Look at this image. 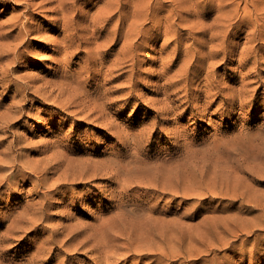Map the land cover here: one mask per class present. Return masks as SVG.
<instances>
[{"label": "rangeland", "instance_id": "obj_1", "mask_svg": "<svg viewBox=\"0 0 264 264\" xmlns=\"http://www.w3.org/2000/svg\"><path fill=\"white\" fill-rule=\"evenodd\" d=\"M23 1L24 0H0V31H1L0 38H2V40H0V41H4L5 39H8V41H11V42H6L7 41L6 40L4 42H1L2 44L5 43V45H7V44L8 45L4 46L6 48L0 47L1 51H3L2 49H6L5 50L6 52H4V51H3L4 53L2 52L4 55H2L0 52V55H1L0 56V77L3 75L1 80H4V81H1V82H3V84H1V82H0V109L2 108L1 109L2 111L6 110L5 107H7V106L10 107L11 102L13 103V100L16 102L18 101V103H19L16 105V111L19 107H22V109H20L21 111L19 109H18L19 111H17V112H19L18 117H17V119H18L17 126L15 125L13 127H10L11 129L9 128L6 135L9 134V136H10L7 139L8 141L16 138L15 139L16 141L14 142V146H15L14 147V153H18V155H19L20 151H21L20 155L22 157H23V155L26 154L25 157H23V159H25V160L21 159L22 157L20 155L18 156V169H19L18 170V174H19L18 177L12 178V186L10 187V189H8L7 187L4 186L1 190L2 194L0 193V264H106V262L104 261V258H102L100 261H97L95 259L92 260V256L100 255L101 251L106 252L107 246L105 245V243L106 242L108 243L109 240L115 236V234H116L115 237L117 239L120 238L118 240H120V241L123 240L122 242H125L122 244L120 242H117L118 246H116V248L118 249L119 246H121V247L118 249L119 251H117V249H115V252H118L119 255L123 254V253H126V254L134 253L136 255H138L140 253H145V252L150 253V255H149L150 258L146 257V258L140 259L141 260L140 261L139 258L128 257L126 259H123L122 262H119L118 264H139V263L140 264H146V263L150 264L149 261L153 257H156V255H154V254L158 253V252L167 253L170 256L173 254L174 257L177 256L176 254H178V256L175 257L176 262L173 264H179V263L180 264H217L218 262H219L218 264H234V263L235 264H264V226H262V225H264V218H263L264 217V201H262V200H264V196H263L264 195L263 194L264 193V141H263L264 136L262 134V133H264V125H263L264 124V15L263 16L261 15L264 13V11H263L264 6L262 5L264 0H260L259 1L260 3H257L260 5V6L259 5L258 6L260 8L262 6V9H263V10L261 9V13H260V17H262L261 21L263 23L261 21H259V22L252 21V22H241L239 24L233 25V22L238 20L240 18V16L242 15L243 11L241 9V11H238V12L234 11L237 13L235 15L226 13V11H225V15L231 16V17H229L231 20L229 22H232V25H230V26H229L228 20H225V19L223 20V19L219 18L220 20H216V18H214L215 21H213V17L214 16L217 17V15L220 14V13L219 14L217 13V12H219V10H216L217 7H220L219 5L216 4V2H219V1L215 0V2L210 1L208 3H206L207 0H205L206 2L204 0H201V2L198 1V3L199 2L201 3V4L199 3L200 6H198V9H203V10L205 9L204 10L205 14L203 17L204 20L202 19V22H204L205 24L202 23L203 28H201L203 31L200 28H197V29L193 28V30H195V31H193V30L190 31V29L188 30L187 28H189V27L192 28V26L194 24V21H193V23H191L192 19L193 20H195V19L199 20V17L193 16V15L190 16L189 14L185 13L184 16L187 15L186 16L187 18L185 17V19H183V20L185 22L187 21L188 23L187 22L186 23L188 25L185 22H184L185 23L184 24L183 21L180 24V25H184L185 29L182 31L184 33V35H183V39H182L183 41L181 43L179 52L174 53V54L172 53L173 50L171 47L176 44V40L173 39V37H168L170 35H168V36L162 35V36H160V38H157L154 41H152L150 39V42L149 41L143 42L144 40L142 41V38H140V41H137V39H138L137 37H136V42H135V38H132V36H130L129 38L133 39V42L135 43V44H131V45H135V47L133 49H135V48L137 49V50L132 49L130 51V53H128L129 55L131 54L130 57L132 56L133 60H132V57L131 58L128 57V59L131 60L130 62L127 60V61H125V64H121L120 62H119V64L117 63L118 62L117 55L115 56V54H117V53H115V52H118V50L120 49V45L121 46L124 45L123 38H121L116 43V44H118V46L116 45L115 48L112 50V55H111L112 57L110 56L109 61L107 59V61L104 62V64H103L104 66L102 65V67H101L100 63H98L96 65V63H94V62H90L89 64H91L92 66L87 64V67H86L87 69L83 68L86 65L84 63L82 64V62H84L83 60H85L87 58V56H86L87 54L85 51H82V52L81 51L80 52L79 51H72L70 49L65 48L62 45L64 42L62 43L60 37L63 35V33L61 32L63 25L62 24H60V25L55 24V23H58L57 19L61 16L60 13L55 12L52 8L55 6L54 5L55 2H53L51 0H44V3L48 2L46 4L47 5L46 8L39 9L40 6L39 7L34 6L33 8L31 7V8H29V9H31V12L33 10L34 11L32 12V14L29 13L30 15H28V13H26L27 12L26 10H28V8H26ZM37 1L40 2L43 0H37ZM49 1H51V4ZM88 1L89 2H86V0H79V1L76 0L75 2L77 3V5L75 4L74 11H73V8H71V10L73 12V13L71 12V17L76 16L78 14L79 18L76 16V19H74L75 21L73 20V21L69 22L70 24L68 23L70 28L76 27L75 30L77 29L76 31H74L75 37L73 39V42L71 41L70 44L73 43L72 45H75V44L81 45L79 42V38H81V39L83 38V40H87V41L89 40V38H91L88 42H96L97 40L98 41L100 40L99 42L103 41L102 42L103 44L105 43L107 45H110L111 40H108L109 36L107 35V33L112 36V31H111L112 30V28H111L112 24L106 25V27H105L106 31L98 34L99 36H97V37L99 39H96V38L93 39L94 33L92 32V28H93L92 24H93V20L95 17V13H96L98 8H101V7H103L104 9L108 8L109 7L108 0H105V1L88 0ZM156 1H159V0H155L153 2V7L150 8L151 11H154V10L157 11L158 10V14L155 17H153V19H155V21H156V19L161 18V16L168 14L169 9L172 8L171 5H166L164 10H162L163 7L158 8L155 6V8H154ZM195 2L197 3V0H194V1L191 0V2L187 3L188 8H193V6L196 4ZM78 3H79V5H78ZM222 3H223V1H222ZM49 4L51 5V7L49 6ZM100 4H101V6H100ZM191 5H192V7H191ZM68 6H72V5L69 3ZM131 6H132V4H131ZM227 6L230 7L231 5L228 3ZM83 7L87 11L86 14H85V10H84V12H82ZM231 7H233V5ZM259 7H258V9H259ZM25 8H26V10H24L22 13L21 10H23ZM79 8L82 10L81 12H80ZM128 9H129L130 13H132L133 6L128 8ZM228 9H230V8H228ZM37 10H39L40 13ZM16 11H17V13H16ZM52 11H54V13H52ZM88 11L90 14L88 13ZM262 11H263V13H262ZM234 12H232V13H234ZM221 13H224V10ZM15 14L16 15L18 14V22H17V17H15L16 16ZM54 14H56V15H54ZM237 15H238V17H237ZM21 16L24 17L25 19H23ZM188 16H189V18H192L190 21H188L189 20ZM55 17H57V18H55ZM71 17L69 16L68 18H71ZM86 17H87V19H86ZM235 17H236V20H235ZM13 18L16 20V22H15L16 25L14 24ZM54 18H55V20H54ZM10 19L13 21V23ZM32 19H33V22L31 21ZM130 19H132V18H130ZM186 19H188V20H186ZM23 20H24V22H23ZM142 20H144V16H143ZM19 21H20V24H18ZM77 21H79L80 24H78ZM144 22L141 25L142 28L144 27L143 29H146L147 26H148L147 28H149L152 25L151 21L144 20ZM214 22H215V24H214ZM31 23H32V25H31ZM127 23H130V22H127ZM199 23H200V21H199ZM212 23L215 25V28L217 27L216 28L217 30H215V28H213L214 26L212 25ZM224 23H227V24L224 25ZM261 23H262V25H261ZM75 24L76 25L78 24L79 28ZM84 24L85 25L91 24V26L88 25L90 30L87 29L88 27L85 26ZM208 24H210V27H208L209 26ZM219 24H221L222 28ZM71 25H72V27H71ZM128 25L129 24H127V26ZM223 25L227 26L226 27L227 31L223 32V33H219L221 30H223V28H225ZM259 25L262 27H259ZM46 26H47V28H46ZM59 26H60V28H59ZM80 26H83V27L80 28ZM232 26H234V27H232ZM252 26H253V28L256 26V28L253 29ZM25 27L26 28L31 27L32 32L28 34L29 36L26 35V37L23 36L21 38H19V37L17 38L16 37L17 33H19L22 29H25ZM195 27H197V26H195ZM206 27H207V29H206ZM211 27H212V29H211ZM83 28H84V30H83ZM85 28H86V30H85ZM7 29H9V30H7ZM5 30H7L8 32H6ZM109 30L111 33L109 32ZM125 30H126V27L123 29L122 32H124ZM198 30H199V32H197ZM209 30H210L211 34H210ZM250 30H251V33H250ZM255 30H256V33H255ZM43 31H45V32H43ZM80 31H81V35H80ZM212 31L214 34L212 33ZM193 32H194L195 36H194ZM203 32H204V34H203ZM11 33H13V34H11ZM104 33H106V34H104ZM225 33L227 36L226 38L224 36ZM252 33H254L255 35H253ZM77 34H79L80 37ZM8 35H9V37H8ZM82 35L84 37L87 35L89 38L86 36L84 39V37ZM90 35H91V37H90ZM121 35H123V34H121ZM212 35H214V36L219 35V37L216 36L217 37L216 38ZM2 36L5 39H3ZM55 36L56 37L58 36L57 37L58 42L56 41ZM111 36L109 39H111ZM101 37H103V39L105 38L107 41H104L105 39L103 40V39H101ZM15 38H16V40H14ZM166 38H167V42H169L171 44L170 46L164 45ZM200 38L201 39L203 38L202 39L203 41ZM59 39L61 42L59 41ZM223 39L227 40V42L224 44L225 48L227 47L226 50L223 52L221 49H219V52H214V54L211 53L212 49H218V48H221V46L222 47L224 46V45H221L222 43H220V42H223ZM249 39L253 40V41L250 42ZM19 40H20V42H19ZM54 41H56L57 43ZM77 41H78V43H77ZM109 41H110V43H109ZM163 41H164V43H163ZM228 41H229V43H228ZM17 42H19V44ZM138 42H140L139 43L140 45L138 44ZM1 43H0V45H1ZM58 43L60 46L58 48L60 50L57 48ZM169 43H167V44H169ZM207 43L208 44L210 43V44L208 45ZM86 44L87 43H82V48H84V45H85V48L87 45L89 46V43L87 45ZM230 44H232V45H230ZM19 45H21V46H19ZM91 45H94V43L90 44V46ZM247 45H248V47H247ZM18 46H19V48H18ZM27 46H30V47H28L30 49L29 52L24 54V55H19L16 58V54L14 55L15 51H19V52L21 50L24 51V50H26L25 48ZM88 46H87V48H88ZM90 46H89V48H90ZM218 46H220V47H218ZM251 47H252V49H251ZM257 47H259V48L257 49ZM85 48L83 50H87ZM165 48H166V51H165ZM248 48H250V49H248ZM65 49H67V50H65ZM9 50L12 53L9 52ZM183 50L186 52H184ZM200 50L201 51L203 50V51L200 52ZM251 50H253L255 52H253ZM30 51H32V52H30ZM194 51H195V53H194ZM241 51L243 52L242 54H240ZM174 52H176V51H174ZM246 52H248V54L246 55L247 57L244 56L246 54ZM64 54H68V55L64 56ZM171 54L174 57H172ZM226 54H227V56H226ZM254 54H257V55L255 56ZM59 55H61V56H59ZM222 55H224L225 57ZM72 56L74 57L73 59H72ZM161 56L164 58H162ZM168 56H171V57H168ZM185 56L186 57L189 56V57L186 59ZM190 56H194L195 58L190 57ZM208 56H209V58H208ZM83 57H84V59H83ZM235 57H236V59H235ZM66 58H67V60H69L67 68H68V70L71 69L68 71V72H70L68 74L71 75V77H69V79L71 80L72 78H75V79H73L75 81L71 80L73 82V84L69 80L70 81L69 84L70 85L72 84L71 85L72 88L74 87V84L76 82L78 84H81L80 82L83 81L82 84L79 86L80 88L82 86V88L88 92H95L96 89H98V91L101 89L100 92H102V88H103V92L105 93L104 100L106 99L105 101H107V102H108V100L110 101V103H108V104L106 103V108L109 109V110L106 109L108 112L106 110H105L106 112L105 111L103 112V113H105L104 115H106V117H107V118L105 117V119L109 120L108 121L109 123L107 125V128L101 129L102 131L98 134L92 132V130L93 131L99 130V127H98L99 124H103V125H104V123L106 124L107 121L105 119H104V121L99 122V120H100L99 119L98 121L95 120L93 123L92 122L90 123V121H93V118H94L93 116H92L93 118H91V117L87 118L86 113H84V112H83V115H81L82 113L78 112L79 113V115H78V113H76L75 111L72 112L74 109H76L75 107L66 106V111L69 110V112L67 113L65 111L64 107L62 108V106L59 105L61 107L60 108V107H58L57 104H53V102H52V101H54L52 99L54 95H51L53 93H50V91L52 89H54V91H55V88H56V90L58 89L59 85L61 84L60 83L61 81L59 79L62 80V78H60V77L65 72L67 73V71L62 69L63 68L62 66H64L65 63L67 62ZM114 58L117 61L114 60ZM170 58H171V60H170ZM243 58H245V59H243ZM209 59H210V61L212 60L211 61V62H213L212 64H211V62L208 61ZM216 59L218 61L219 60H221V61L217 62ZM246 59H247V61H245ZM112 60H114L112 62V63H114V65L110 62ZM173 60H174V62H172ZM184 60H185V62H184ZM58 61L61 63H59ZM183 62H184V64L182 65ZM194 62H195V64H194ZM238 62L241 63L242 65L239 64ZM109 63L111 64V66H113L112 68L109 65ZM132 63H135V64L132 65ZM187 63H189V64H187ZM120 64L122 65V67ZM98 65H99V67H98ZM184 65H185V67H184ZM188 65H190V68L193 72L192 71L189 72V74L187 76V80H186V79H184V76L181 74H182V72H185ZM208 65L212 68V70L210 67H208ZM90 66H91V68H89ZM107 66H110V68H108ZM130 66H132V67H130ZM60 67H61V69H60ZM96 67L98 68L97 71H96ZM100 67H101V69H100ZM105 67L110 72V74H108L109 72L107 70H105ZM118 67H120V68H118ZM123 67H125V70ZM126 67H127V69H126ZM128 67H130V69H128ZM178 67H180L182 69H180ZM1 68H2V70H1ZM115 68H117V69H115ZM133 68H134V70H136L137 75L134 74L135 71L133 70ZM165 68L167 70H165ZM183 68H185V69H183ZM59 69L61 72L59 71ZM93 69L97 74L93 71ZM118 69H120V70H118ZM162 69L165 71H163ZM178 69H180V70L178 71ZM81 70H82V73H81ZM113 70H115V71H113ZM126 70H127V72H126ZM206 70H209V71H206ZM79 71H80V73H79ZM98 71H100V72H98ZM132 71H134V72L132 73ZM2 72H4V73H2ZM87 72H89L88 73L89 75L87 74ZM104 72H106V74ZM179 72H181V73H179ZM74 73H76L75 76L73 75ZM93 73H94V75H93ZM115 73L118 75H116ZM127 73H129V75ZM176 73H179L180 75L176 74ZM249 73H250V75H249ZM8 74L12 75V76H9ZM79 74L80 75L86 74V75L85 76L83 75V77H82V75L80 76ZM172 74H173V78L175 77L174 79L171 76ZM209 74H211L213 76H211ZM110 75L113 78L115 77L114 80ZM131 75L134 76L132 79H131V77H132ZM7 76L9 77V79ZM88 76H90L89 80L87 78ZM94 76H95V78H93ZM106 76H108L107 79H106ZM77 78H79V79H77ZM126 78L128 80H126ZM136 78H137V80H136ZM138 78H139V81H138ZM167 78L170 80L172 78V80L170 81ZM257 78L259 80L256 81ZM56 79H57V81L58 80L59 81L57 82ZM97 79H98V81H97ZM121 79H122V81H121ZM176 79L179 82H180V80H182V82L176 84L175 82H178ZM79 80H80V82H79ZM244 80H245V83H244ZM248 80H250L249 83H248ZM48 81H49V83H48ZM123 81H126V82H123ZM127 81H130V82L127 83ZM167 81H169V82L166 83ZM213 81H215V82H213ZM10 82H11V84L13 82V85H11ZM46 82H47V84H46ZM84 82H85V85H83ZM91 82H93V83L91 84ZM133 82H134V84H133ZM187 82H190L191 84L187 83ZM246 82L248 83V85H252V84L253 85L252 86H246L247 85ZM250 82H252V83H250ZM17 83H18V85H17ZM51 83L54 85L55 88L53 87V85ZM77 83H76V85H78ZM172 83H174V84H172ZM212 83L214 86L215 85L216 86L214 87L212 85ZM242 83L244 86L242 85ZM6 84L11 85L10 87H8L9 89L7 88ZM55 84H58V85H55ZM127 84H128V86H126ZM166 84H167V86H165ZM184 84H187L189 87L187 85L185 86ZM256 84H259V85H256ZM15 85L18 87V96L13 97L14 91L17 88ZM39 85H41V87ZM90 85H92V86H90ZM129 85L131 87L133 86L135 89L132 87L131 92L128 93L126 91H128V90L130 91ZM176 85H178V86L181 85L180 87H182V88H180L178 86H177L178 88H176ZM219 85H221L223 87H221ZM228 85H229V87H228ZM239 85H241V86H239ZM107 86L109 89H107ZM170 86H172V87L174 86L173 89ZM5 87L7 89H5ZM123 87H125V89ZM185 87H187V88L185 89ZM244 87L245 88L247 87L245 89V92L243 89ZM22 88H24L25 90ZM39 88H41V90ZM72 88L70 87L69 89H72ZM174 88L176 91L174 90ZM190 88H193V90ZM252 88L253 89L256 88V89L252 90ZM43 89H44V91H43ZM104 89L107 90V93L105 92ZM120 89H121V91H120ZM168 89L170 91H168ZM249 89H251V90H249ZM45 90H47V91H45ZM108 90H110V91H108ZM185 90H186V93H185ZM246 90L247 91L249 90L248 92L250 94H247L248 92ZM31 91H34L36 93L31 92ZM172 91H173V93L174 92L175 93L174 94L171 93ZM210 91H212V92H211V94L208 95V93ZM214 91H215V93H214ZM228 91H230V92H228ZM241 91H242V93H241ZM27 92H29V93H27ZM39 92H40L41 96H40ZM48 92L50 93V95ZM121 92H123L125 94H123V93L120 94ZM232 92H234V93H232ZM239 92H240V94H237ZM55 93H56V91H55ZM132 93H136V94L132 95ZM199 93H200V95H199ZM251 93H253V94H251ZM45 94L47 97L46 99L44 98ZM106 94L107 95L112 94L111 97L113 99H111V97H108V96H107L108 98H106ZM166 94H169L170 98H169V95H166ZM228 94H229V97H228ZM234 94H236V96H233ZM241 94H242V96H241ZM124 95H125V98H124ZM230 95H232V96L230 97ZM21 96H23V97H21ZM164 96H165V98H164ZM215 96H216V98H215ZM243 96L244 97L246 96L245 97L246 99H249V97H250V100H245V98ZM251 96H253L252 100H251ZM17 97H18V100H17ZM27 97L32 98L33 101L31 100L29 102L28 101L25 102L24 98H27ZM102 97H103V95H102ZM205 97L208 98V100ZM21 98H23V100ZM123 98H124V100H123ZM159 98H160V100H163V102H161L159 100ZM126 99H128V100H126ZM240 99L243 101L240 102L241 101ZM113 100H116L117 103ZM164 100H166V101H164ZM167 100H169L170 102L168 103ZM179 101H181V102H179ZM182 101L184 103H182ZM165 102H166V104H165ZM243 102H244V104H242ZM180 103L182 104V106L180 105ZM192 104H193V106H192ZM203 104H205V105H203ZM210 104H211V106H210ZM22 105H24V106H22ZM119 105H121V106H119ZM123 105H125V106H123ZM169 105L171 108L173 106V108H172L173 110H171ZM175 105H177V106H175ZM51 106H53V107L51 108ZM108 106L110 108H108ZM178 107H180L181 109ZM160 108H161V110H160ZM183 108H185V109H183ZM71 109H73V110H71ZM157 109L160 111H158ZM174 109L177 110L176 111L177 113L174 112ZM165 110H167L169 113ZM178 110L180 112H182V111L183 112L180 113ZM16 111H14V113H16ZM162 111H163V114L161 113ZM110 113H112V114H110ZM74 114H75V116H74ZM163 115H164V117H163ZM112 116H113V118H112ZM171 116H172V118H171ZM154 118L158 119V120L155 121ZM83 119H87V120L84 121ZM95 124H97L98 126ZM111 124L113 126H111ZM114 124H115V126H114ZM109 125L111 127H109ZM117 125L119 126V128ZM120 126L123 127L124 133H123ZM161 127H164V128H161ZM85 128L86 129L88 128L87 129L88 131ZM107 129L108 130L111 129V130L107 131ZM118 130H119V132L120 131H122V132L119 133V132H117ZM142 130L144 132H142ZM126 131L127 132L129 131L130 133L126 134L127 133ZM91 132H92V134H91ZM138 132H141V134ZM60 133H61V136H60ZM136 133L138 135L136 138H134V136H136ZM2 134H4V133H2ZM17 134H18V137H17ZM119 134L121 136H118ZM125 134H126V136H124ZM174 135H176V136H174ZM66 136L68 137V139L66 138ZM132 136H133V138H132ZM141 136L144 137L145 139L142 138L143 139L142 140ZM125 137H127V138H125ZM148 137H149V139H148ZM10 138H12V139H10ZM56 138H58V139H56ZM124 138L127 140H125ZM130 138H131V140H130ZM138 138L140 139V142L138 141L139 140ZM133 139H134V141H133ZM7 140L3 143L0 142V145L3 144L2 148H0V158H2L1 152L4 150L3 146H6L8 144V143L6 144V142H8ZM48 140H50V141H48ZM64 140L66 142H64ZM144 140H146V141H144ZM189 140H191V141H189ZM142 141H144V142H142ZM60 142H61V144H60ZM130 143H132V144H130ZM138 143H141V145L143 144V146L140 147V145H138ZM63 144L65 147L63 146ZM75 144H76V146H75ZM194 144H195V146H193ZM55 145H57V146L52 147ZM130 145H131V147H130ZM132 145H133V149H132ZM190 145L192 147H190ZM134 146L136 147V150H138V148H139V150L142 148L141 150H143V151H139V150L133 151L135 148ZM49 147H51V148H49ZM63 147H64V149H63ZM114 147L116 149H114ZM53 148H58V150L54 149L52 151ZM166 148H168V149H166ZM49 149H51V150H49ZM72 149L77 150V151L71 152ZM189 149H191V150L189 151ZM55 150H56V152H55ZM192 150H194L195 152H193ZM40 151H42V152H40ZM59 151H61V152H59ZM167 151L170 153H168ZM54 152H55V154H54ZM65 152H66V154L70 155V157L66 156ZM119 152L122 155H120ZM187 152L188 153L190 152L191 154L190 153L188 154ZM75 153H77V154H75ZM123 153L125 154V156ZM62 154H65L64 156H66L67 158L62 160L63 163L60 164L61 167L59 166V171L53 172L54 174L53 173L48 174L46 179H45V177L43 178L44 175L41 176V174H43V171H44L43 168L45 166H48V167L50 166L49 167L50 169H51V167L54 169L55 166H58L56 163L57 162L56 160H58V159H56V156L62 155ZM81 154L84 156L86 155L85 156L86 158L84 156H82ZM88 154H89V156H92V157H90L91 160L88 158ZM115 154H116V156H115ZM133 154H135V155H133ZM136 154H138V156ZM183 154H184V157H182ZM186 154H188L190 156H188ZM76 155H78L80 157V158L77 157L78 161L76 159ZM111 155H112V157L114 156L113 157L114 159L117 158L116 162H115L116 159L115 160L113 159L114 160V162H113ZM117 155H118V157H117ZM140 155H141V159H139ZM26 156H28V159L30 161L27 159ZM81 156H82V159H81ZM109 156H110L112 161H110V159L106 158ZM132 156H134V157H132ZM142 156L143 157L146 156L147 158L145 159ZM168 156H169V158H168ZM19 157H21V158H19ZM96 157L98 160L93 159ZM120 157H122V159H121L122 161L120 160ZM180 157L182 159L186 158V160L184 159V160L180 161L181 160ZM50 158H51V160H50ZM102 158H106L107 160H105V159L102 160ZM142 158L146 161V163H148V164L152 163V164H150L148 166V164L144 163L145 161H142L143 160ZM86 159H87V161H86ZM126 159L129 162L127 164V166H126V163H127ZM155 159L157 160L158 164H157ZM176 159H178V161ZM123 160H124V162H123ZM150 160H153V161L150 162ZM162 160H163V162H162ZM100 161H103V162L98 163ZM109 161L111 162V166H110ZM120 161L123 162L122 165H121ZM160 161L162 163H159ZM170 161H172V162L174 161L175 163L177 161L178 163L173 165L174 162L171 163ZM19 162H20V164H19ZM142 162H143V164H142ZM55 163H56V165H55ZM91 163H93V164H91ZM107 163H108V165H107ZM163 163H165V165H164L165 167L163 166ZM169 163H171L172 166ZM1 164H3V161L0 160V165ZM62 164L63 165L65 164V165L62 166ZM113 164L115 166H112ZM161 164H162V169L159 168V166L161 167ZM166 164H168V165H166ZM116 165H118V167ZM238 165L239 166L241 165L242 167L241 166L239 167ZM67 166L72 168L73 170H76V171L77 170H79V171L84 170L85 171V169H87L89 167L91 171L89 170V172H87V175L89 176L91 174H94V171H95V175L88 178V179H85L86 176L83 178V176L80 175L81 176L80 177L78 175L76 177V179L79 178L77 181L80 183H77V181H74L72 176L68 180H58L56 183H63L64 181L65 182L58 187L59 192L53 191L52 189L54 187L52 185L54 184V181L59 178L60 174L67 168ZM76 166L78 167V169ZM95 167L98 168V172H97V169H95ZM129 167H130V169H128ZM109 168H111V169H109ZM148 168L149 169L151 168V169L148 170ZM27 169H28V171H27ZM53 169H51V170H53ZM106 169H107V171H105ZM131 169H133V170H131ZM41 170H42V172H41ZM123 170H124V172H123ZM161 170H164V171H161ZM180 170H181V172H180ZM0 171H2V172H0V176L4 172H6V171L1 170V169H0ZM34 171H35V173H34ZM153 171L154 172L156 171V172L154 173ZM234 171L237 175L234 173ZM237 171H238V173H237ZM110 172H112V173H110ZM159 172H161V173H159ZM31 173H32V175H30ZM57 173H58V175H57ZM120 173H121V175H119ZM140 174H141V176H140ZM25 175L26 176L28 175V176L26 177ZM54 175H56L57 177H55ZM98 175L103 176V177H101L102 179ZM104 175H107L106 178ZM116 175H117L116 178L118 181L115 180L116 182H113ZM126 175L129 178L126 177ZM159 175H161V176H159ZM164 175H166V176H164ZM171 175H173V176H171ZM246 175L248 176V179L246 178ZM110 176L111 177L114 176L113 177L114 179H111ZM123 176H124L125 180H124ZM31 177L32 178L37 177L36 180L37 179H39V180L33 182ZM126 178H128V180H130V181H128ZM131 178L133 180L136 179L139 182H137L136 180H134V182H132L133 180ZM142 178H144L145 182H147V185H146V183L145 184L142 183L143 181L141 182ZM214 178H216V179H214ZM252 178H254V179H252ZM43 179H45V180H44L43 185H42L41 181H43ZM159 179H160V181H159ZM176 179H177V181H176ZM45 181L48 183V185H47V183L44 184ZM82 181H85V182H82ZM91 181H92V183H91ZM124 181H126V182H124ZM156 181H159V182H156ZM211 181L214 184H212ZM67 182H69V183H67ZM70 182H71V184H70ZM73 182H75V183H73ZM95 182L99 185L97 186V184ZM135 182H136V184H135ZM160 182L161 183L163 182V183L161 184ZM247 182H249V185ZM250 182L251 183L253 182V183L250 184ZM131 183L133 186L131 185ZM159 183L161 185H159ZM166 183H168V184H166ZM34 184H37L36 187H38V188L40 187L39 191H40L41 195L36 194V192H37V191H35L36 188L35 189L33 188ZM38 184L41 185L42 187L39 186ZM121 184H123V187L125 186V189L122 187ZM143 184L148 189L145 186H143ZM129 185L132 187H130ZM243 185H244V187H243ZM250 185H251V187H250ZM159 186H160V188H159ZM29 188H30V191H29ZM38 188L36 190H38ZM42 188H43V190H42ZM127 188H129L130 190L129 189L127 190ZM157 188H159V189H157ZM241 188H242V190H241ZM246 188H251L252 190L254 188L255 189H254V191H252L251 189L247 190ZM106 189H108V190H106ZM161 189L163 192L161 191ZM244 189H246V191ZM208 191H209V193H208ZM218 191H222V192L220 193ZM119 193H120V195H119ZM136 193H137V195H136ZM223 193L224 194L226 193L225 196ZM237 193H238V195H237ZM208 194H210V195H208ZM243 194H244V197H243ZM45 195H47V196L44 198L43 196H45ZM133 195H134V197H133ZM214 195H215V197H214ZM229 195H231L232 197ZM69 197H70V199H69ZM205 197H207V198H205ZM211 197H212V199H211ZM230 197L231 198L236 197V199H231ZM73 198L79 199V202H77V205H74V204H71L72 206L68 205V202H70V200ZM200 198H203V199H200ZM42 200H43V202H42ZM118 201H119V203H118ZM245 201L247 203H245ZM253 201H256V202H253ZM34 202H35V204H34ZM120 202H122V204L123 203L126 204V205L124 204L125 206L123 209L127 213L122 210L123 205H121ZM133 202H135V203H133ZM150 202H152V203H150ZM249 202H251V203L249 204ZM259 202H260V204H259ZM36 203H38V204H36ZM39 203L41 205H39ZM153 203L157 207L154 206ZM257 203H258V205H257ZM28 204L29 205L31 204L32 206H34V208L31 205L29 206ZM118 204L120 205V207H118L119 206ZM128 204H130V205H128ZM136 204H138V205L136 206ZM261 204L263 207L261 206ZM26 207H27V209H25ZM39 207L40 208L42 207V208L39 209ZM242 207H243V209H242ZM260 207H262V208H260ZM43 208H45V209H43ZM119 208H121V210ZM261 209H263V210H261ZM27 210H28V212H27ZM30 210H31V212L33 211L34 213L33 212L31 213ZM37 210H39L40 212H38ZM118 210H120V211H118ZM131 210H132V212H129ZM133 210L135 213L133 212ZM137 210L139 211V214H138V212H136ZM144 211H148L147 212L148 214H145ZM237 212H239V213H237ZM258 212H260V213L258 214ZM151 213H153L156 216H154L153 214L150 215ZM120 214H121V216H120ZM137 214H138V217H137ZM157 214L159 215V217L157 216ZM145 215H147V216H145ZM258 215H259V217H257ZM132 216L136 217L137 219L136 218L132 219ZM151 216H154V217H151ZM161 216H163V217H161ZM221 216H223V217H221ZM260 216H262V217H260ZM126 217L128 219H126ZM230 217H232V218H230ZM110 218H111V220H106V219H110ZM166 218L168 219V221ZM154 220L156 222H154ZM230 220H232V221H230ZM109 221L110 222L112 221L113 223L112 222L108 223ZM117 221L120 223H118ZM128 221H130V223H128ZM209 221H210L211 225H209ZM211 221L212 222L214 221V222L212 223ZM253 222H255L254 223L255 225L253 224ZM100 223L102 224V226L98 225ZM144 223H146L147 226H145ZM153 223H155V224H153ZM258 223H260V224H258ZM103 224H104V226H103ZM136 224H137V226H136ZM139 224H140L139 227H141V228L143 227L140 230L138 229ZM157 224H158V226H157ZM224 224H226V225H224ZM96 225H98V227ZM121 225H122V227H121ZM123 225L125 227H123ZM130 225H131V228L128 227ZM207 225H209L210 227ZM227 225L230 226L231 229H230V227H227ZM100 226L103 228H101ZM215 226L217 228L213 230L212 228H215ZM257 226H258V228H257ZM235 227H236V229H235ZM100 228L103 229V232L105 229H106L105 232L107 231V228H109V229L106 233H103ZM251 228L253 229L252 231H251ZM259 228H261V229H259ZM118 229H120L118 232L115 231ZM169 229H171V230H169ZM175 229H176V231H175ZM237 229H239V230H237ZM155 230L157 232H155ZM201 230H203V231H201ZM204 230L206 232L205 234L203 233ZM227 230L228 231L231 230L232 233L230 231H229L230 232L229 233ZM100 231L102 232V234L100 233ZM218 231H220V234L223 233L222 234L223 236L218 234L217 233ZM238 231L239 232L241 231V232L239 233ZM253 231H254V233H253ZM137 232H139V233H137ZM168 232L170 234V235L168 234L169 236L167 235ZM233 232H234V234H233ZM236 232L239 235L236 234ZM132 233H135V234H132ZM154 233H155V235H154ZM158 233H159V235H158ZM179 233H181V234H179ZM215 233H216V235H215ZM227 233H228V235H227ZM151 234H153L154 236ZM217 234L220 237L217 236ZM224 234H226V237ZM159 236H160L161 240L162 239L165 240L164 245L160 244L161 240H158ZM213 236H214V238H213ZM235 236L237 237L236 238L237 240L235 239ZM110 237H112V238H110ZM133 237L134 238L138 237V238L136 240ZM153 237H155V238H153ZM161 237H163V238H161ZM174 238L175 239L177 238L176 239L177 241L176 240L174 241ZM220 238H222V239L224 238V240L222 241V239H220ZM230 238H231V240H230ZM105 239H108V240H105ZM225 239H226V241H225ZM228 240H229V242H231V241L234 242L236 247L235 248H228L227 245H226V248H225V246L223 247L222 244L224 242H225V244L228 243ZM110 241H111L110 244L109 243L108 244L112 245L111 243L113 241L112 240H110ZM128 241L130 244L126 243ZM157 241H159V242H157ZM170 241H172V242H170ZM195 241H197V242L195 243ZM221 241L223 243H221ZM134 242L136 243L135 245H134ZM154 242H155V244L153 245ZM180 242L182 243V245ZM203 242H204V244H203ZM210 242L211 243L213 242L214 245H213V243L211 244ZM156 243H158L157 244L158 246L156 245ZM163 243H164V241H163ZM191 243H192V246H194V247L191 246ZM166 244H167L166 247L167 248L169 247V249H170V253H169V249H167L165 247ZM209 244L212 247H210ZM188 245H190V246H188ZM162 246H163V248H162ZM177 246H179V247H177ZM132 247L134 249V252H133V249H131ZM174 247H177V248H174ZM126 248H128V251ZM180 248H182V250H180ZM200 248H202V249H200ZM209 248H211V249H209ZM177 249H178V251H177ZM192 249H193V252H191ZM195 249H196V252H194ZM199 249L200 250L204 249V250L201 253H199V251H200ZM131 250H132V252H131ZM187 250L190 251V253L192 255L189 252H187ZM175 251H176V253H175ZM179 251H181L182 254ZM204 251H205V253H204ZM207 251L209 252V254L206 255V253H208ZM250 252H251V254H250ZM183 253H185V254H183ZM188 253H189V255H188ZM120 256H122V255H120ZM197 256H198V258H197ZM183 257H185V258H183ZM195 257H196V259H195ZM166 261L168 263V261H169L168 258L165 259V262Z\"/></svg>", "mask_w": 264, "mask_h": 264}, {"label": "bare ground", "instance_id": "obj_2", "mask_svg": "<svg viewBox=\"0 0 264 264\" xmlns=\"http://www.w3.org/2000/svg\"><path fill=\"white\" fill-rule=\"evenodd\" d=\"M51 1H53V2H55V6L54 7H52L53 8V10L55 11V12H57V13H60L61 14V16L57 19V22L58 23H55L56 25L57 24H62L63 26H62V33H63V35L60 37L61 38V41H62V45L65 47V48H67V49H70V50H72V51H85L86 52V56H87V58L85 59V60H83L84 62H82V64L84 63L86 66L85 67H83V68H86L87 67V64H89L90 62H94V63H96V65L98 64V63H100L101 64V67H102V65L104 64V62L105 61H107V59H108V61H109V58H110V56L112 55V50L115 48V46L117 45L118 46V44H116L117 43V41L119 40V39H121V38H123V41H124V45H120V49L118 50V52H115V53H117V54H115V56L117 55V60H118V64H119V62L121 63V64H125V61H131V60H129L128 59V57H130V55L128 54V53H130V51L135 47V45H131V44H135L134 42H133V39H130L129 37L130 36H132V38H135V42H136V37L139 39H137V41H140V38H142V41L143 42H147V41H149L150 42V39L152 40V41H154L155 39H157V38H160V36H162V35H170V36H168V37H173V39H175L176 40V44L175 45H173L171 48H172V50H173V54L174 53H177V52H179L180 51V46H181V43H182V39H183V35H184V33L182 32L185 28H184V25H180L181 23H182V21H183V23L185 22L183 19H185V17L187 16V15H185L184 16V14L185 13H187V14H189L190 16H198L199 17V20H197V19H195V20H193L192 18H189V16H188V18H189V20L188 19H186V20H188V21H190L191 19H192V22L191 23H193V21H194V24H193V26H192V28L191 27H189V28H187L188 30L190 29V31H192L193 30V28H203L202 27V23L203 24H205L204 22H202V19H203V17H204V14H205V9L203 10V9H198V6H200V2H201V0H197V3L193 6V8H188V5H187V3H189V2H191V0H159V1H156L155 2V5H154V8H155V6L156 7H158V8H162V10H164L165 9V6L166 5H171L172 6V8H170L169 9V13L168 14H166V15H164V16H161V18H159V19H156V21H155V19H153V17H155L157 14H158V10L157 11H155L153 8V10L154 11H151L150 10V8L151 7H153V2L155 1V0H108V3H109V7L108 8H103V7H101V8H98L97 9V11H96V13H95V17H94V20H93V24H92V26H93V28H92V32L94 33V35H93V39H99L97 36H99L98 34H100V33H103V32H105L106 31V25H108V24H112V36L111 35H109L108 33H107V35L109 36V38H110V36H111V39H109L108 38V40H111V44L110 45H107V44H103L102 42H99L98 40L96 41V42H88L91 38H89L87 35V37L89 38V40L87 41V40H83V38L81 39V38H79V42H80V44L81 45H72V44H70V42L72 41L73 42V39H74V31H76L75 30V28H70L69 27V22H71V21H73L74 19H76V16L79 18V16H78V14L76 15V16H73V17H71V12H72V10H71V8H73V11H74V8H75V4L77 5V3L75 2L76 0H51ZM51 1H49L50 2V4H51ZM79 1V0H78ZM102 1H105V0H102ZM194 1V0H193ZM198 1H200L199 3H198ZM205 1V0H204ZM203 1V2H204ZM210 1H214L215 2V0H207V2L206 3H208V2H210ZM216 1H219V2H216V4L217 5H219L220 7H217L216 8V10H219V12H217L219 15H217V17L216 16H214L213 17V21H215L214 20V18H216V20H220V19H225V20H228V23H229V26L230 25H232V22H229V21H231L230 20V18L229 17H231L230 15H225V11H226V13H229V14H233V15H235V14H237L236 12H234V11H241V9H242V15L240 16V18L238 19V20H236V17H235V22H233V25H235V24H239V23H241V22H252V21H255V22H259V21H261L262 19V17H260V13H261V9H262V6H261V8L259 7L260 5L259 4H257V3H260L259 1L260 0H216ZM222 1H223V3H222ZM227 1V2H226ZM230 1V2H229ZM75 2V3H74ZM86 2H89L88 0H86ZM23 3L25 4V6H26V8H28V10H26V8L25 9H23V10H21L22 11V13H23V11L24 10H26L27 12L26 13H28V15H30V14H32V12L34 11L33 9V11L31 12V9H29V8H33L34 6H40L39 7V9H42V8H46V4L48 3V2H45L44 3V0L43 1H40V2H38L37 0L35 1V0H24L23 1ZM71 4L72 6H68V4ZM84 3V2H83ZM104 3V2H103ZM107 3V4H108ZM194 3V2H193ZM228 3L232 6L233 5V7H228L227 5H228ZM262 3V2H261ZM49 4V6L51 7V5ZM81 4V3H80ZM85 4V3H84ZM88 4V3H87ZM106 4V3H105ZM131 4H132V6H133V11H132V13H130V11H129V9L128 8H130V7H132L131 6ZM78 5H79V3H78ZM98 5V4H97ZM259 5V6H258ZM262 5L264 6V2L262 3ZM81 6V5H80ZM100 6H101V4H100ZM99 6V7H100ZM191 7H192V5H191ZM227 7V8H226ZM258 7H259V9H258ZM168 8V7H167ZM220 8V9H219ZM228 8H230V9H228ZM264 8V7H263ZM80 9V8H79ZM78 9V10H79ZM89 9V8H88ZM49 10V9H48ZM47 10V11H48ZM83 10V11H82ZM80 9V12L82 11V12H84V7H83V9ZM161 10V11H162ZM167 10V9H166ZM224 10V13H221L222 11ZM263 10V9H262ZM36 11V10H35ZM39 13H40V11L39 10H37ZM54 11H52V13H54ZM264 11V10H263ZM263 11H262V13H263ZM77 12V11H76ZM232 12H234V13H232ZM16 13H17V11H16ZM30 13V14H29ZM36 13V12H35ZM73 13V12H72ZM79 13V12H78ZM87 13V11L85 10V14ZM88 13H89V11H88ZM240 13V12H239ZM83 14V13H82ZM84 14V15H85ZM90 14V13H89ZM93 14V13H92ZM16 15V14H15ZM27 15V14H26ZM54 15H56V14H54ZM262 16L264 15V13L263 14H261ZM53 16V15H52ZM51 16V17H52ZM71 17V18H68V17ZM88 16V15H87ZM132 16V17H131ZM143 16H144V20H147V21H151L152 22V25L149 27V28H147L146 27V29H143L142 27H141V25L143 24V22H144V20H142L143 19ZM15 17H17V22H18V14L15 16ZM14 17V18H15ZM22 17V16H21ZM20 17V18H21ZM31 17V16H30ZM54 17V16H53ZM84 17V16H83ZM237 17H238V15H237ZM13 18V19H14ZM23 19H25L24 17H22ZM29 18V17H28ZM55 18H57V17H55ZM55 18H54V20H55ZM130 18H132V19H130ZM187 18V17H186ZM207 18V17H206ZM220 18V19H219ZM12 19V18H11ZM10 19V20H11ZM31 19V18H30ZM86 19H87V17H86ZM150 19V20H149ZM153 19V20H152ZM234 19V18H233ZM232 19V20H233ZM78 20V19H77ZM129 20V21H128ZM204 20V19H203ZM12 21V20H11ZM22 21V20H21ZM32 22H33V19L31 20ZM75 21V20H74ZM199 21H200V23H199ZM16 20L14 19V24L16 25ZM23 22H24V20H23ZM22 22V23H23ZM35 22V21H34ZM56 22V21H55ZM78 22V24H80L79 23V21H77ZM127 22H130V23H127ZM187 22V21H186ZM185 22V23H186ZM224 22V21H223ZM262 22V21H261ZM12 23H13V21H12ZM29 23V22H28ZM69 23V24H68ZM75 23V22H74ZM145 23V22H144ZM184 23V24H185ZM188 23V22H187ZM186 23V24H187ZM209 23V22H208ZM217 23V22H216ZM219 23V22H218ZM263 23V22H262ZM262 23H261V25H262ZM18 24H20V21H19V23ZM35 24V23H34ZM78 24L76 25V26H78ZM127 24H129L128 26H127ZM214 24H215V22H214ZM213 23H212V25L214 26L213 28H215V25H214ZM227 23H224V25H226ZM24 25V24H23ZM31 25H32V23H31ZM37 25V24H36ZM82 25V24H81ZM85 25V24H84ZM89 25V24H88ZM88 25H85V26H87L88 27ZM150 25V24H149ZM188 25V24H187ZM207 25V24H206ZM209 26L208 27H210V24H208ZM220 26H221V24H219ZM223 25V26H224ZM250 25V24H249ZM254 25V24H253ZM18 26V25H17ZM35 26V25H34ZM74 26V25H73ZM84 26V27H85ZM89 26H91V24L89 25ZM195 26H197V27H195ZM37 27V26H36ZM58 27V26H57ZM71 27H72V25H71ZM81 27H83V26H80V28ZM126 27V30L124 31V32H122L123 31V29ZM225 28H223V30H221L219 33H223V32H226L227 30H226V27L227 26H224ZM232 27H234V26H232ZM259 27H262V26H260L259 25ZM258 27V28H259ZM31 28V27H30ZM30 28H26L25 27V29H22L19 33H17V35H16V37L18 38H21V37H23V36H25L26 37V35H28L29 33H31L32 32V28L30 29ZM46 28H47V26H46ZM50 28V27H49ZM59 28H60V26H59ZM78 28H79V26H78ZM217 28V27H216ZM215 28V30H217ZM221 28H222V26H221ZM252 28H253V26H252ZM254 28H256V26L254 27ZM253 28V29H254ZM30 29V30H29ZM37 29V28H36ZM35 29V30H36ZM39 29V28H38ZM43 29V28H42ZM55 29V28H54ZM87 29H89V27L87 28ZM205 29V28H204ZM206 29H207V27H206ZM211 29H212V27H211ZM219 29V28H218ZM231 29V28H230ZM251 29V28H250ZM7 30H9V29H7ZM7 30H5L6 32H8ZM45 30V29H44ZM47 30V29H46ZM83 30H84V28H83ZM85 30H86V28H85ZM90 30V29H89ZM110 30H109V32H110ZM202 30V29H201ZM214 30V31H215ZM252 30V29H251ZM251 30H250V33H251ZM193 31H195V30H193ZM203 31V30H202ZM208 31V30H207ZM245 31V30H244ZM259 31V30H258ZM43 32H45V31H43ZM79 32V31H78ZM197 32H199V30L197 31ZM209 32H210V30H209ZM253 32V31H252ZM0 33H1V31H0ZM39 33V32H38ZM92 33V34H93ZM111 33V32H110ZM212 33H213V31H212ZM218 33V32H217ZM255 33H256V30H255ZM5 34V33H4ZM11 34H13V33H11ZM91 34V33H90ZM104 34H106V33H104ZM121 34H123V35H121ZM193 34H194V32H193ZM203 34H204V32H203ZM210 34H211V32H210ZM214 34V33H213ZM253 35H255L254 33H252ZM60 35V34H59ZM58 35V36H59ZM77 35H79V34H77ZM80 35H81V31H80ZM80 35H79V37H80ZM85 35V34H84ZM102 35V34H101ZM106 35V36H107ZM224 35V34H223ZM228 35V34H227ZM29 36V35H28ZM57 36V37H58ZM83 36V35H82ZM85 36V37H86ZM194 36H195V34H194ZM212 36H214V35H212ZM217 37H219V35H216ZM216 36H214V37H216ZM221 36V35H220ZM225 38L227 37L226 36V33H225ZM223 36V37H224ZM250 36V35H249ZM248 36V37H249ZM3 37V36H2ZM8 37H9V35H8ZM56 37V36H55ZM56 37V41L58 42V38ZM84 37V36H83ZM85 37H84V39H85ZM90 37H91V35H90ZM105 37V36H104ZM210 37V36H209ZM216 37V38H217ZM253 37V36H252ZM13 38V37H12ZM78 38V37H77ZM145 38V39H144ZM186 38V37H185ZM222 38V37H221ZM3 39H5L4 37H3ZM24 39V38H23ZM55 39V38H54ZM53 39V40H54ZM101 39H103V37H101ZM105 39V38H104ZM103 39V40H104ZM199 39V38H198ZM201 39V38H200ZM203 39V38H202ZM201 39V40H202ZM210 39V38H209ZM215 39V38H214ZM219 39V38H218ZM0 40H2V38H0ZM7 40V41H6ZM14 40H16V38L14 39ZM26 40V39H25ZM24 40V41H25ZM77 40V39H76ZM220 40V39H219ZM218 40V41H219ZM250 40V39H249ZM256 40V39H255ZM4 41H6V42H11V41H8V39H5ZM4 41H0V43L1 42H4ZM13 41V40H12ZM56 41H54V42H56ZM59 41H60V39H59ZM60 41V42H61ZM95 41V40H94ZM104 41H107L106 39L104 40ZM132 41V42H131ZM198 41V40H197ZM203 41V40H202ZM216 41V40H215ZM251 41H253V40H250V42ZM19 42H20V40H19ZM19 42H17L18 44H19ZM26 42V41H25ZM24 42V43H25ZM56 42V43H57ZM196 42V41H195ZM207 42V41H206ZM227 42V40L226 39H223V42H220V43H222L221 45H224L225 43ZM232 42V41H231ZM247 42V41H246ZM66 43V44H65ZM77 43H78V41H77ZM82 43H89V46H90V44H93L94 43V45H91L90 46V48H89V46H88V48H87V46H86V48H85V45H84V48L85 49H87V50H83L84 48H82ZM109 43H110V41H109ZM140 42H138V44H139ZM163 43H164V41H163ZM167 43H169V42H167V38L165 39V46L167 45H171L170 43L169 44H167ZM203 43V42H202ZM228 43H229V41H228ZM12 44V43H11ZM14 44V43H13ZM65 44V45H64ZM142 44V43H141ZM147 44V43H146ZM185 44V43H184ZM205 44V43H204ZM208 44V43H207ZM210 44V43H209ZM208 44V45H209ZM8 45V44H7ZM7 45H5V43H1V45H0V47L1 48H3L4 46H7ZM26 45V44H25ZM58 46H57V48L58 47H60L59 46V43L57 44ZM61 45V44H60ZM61 45V46H62ZM140 45V44H139ZM188 45V44H187ZM190 45V44H189ZM220 45V44H219ZM230 45H232V44H230ZM238 45V44H237ZM256 45V44H255ZM254 45V46H255ZM259 45V44H258ZM257 45V46H258ZM10 46V45H9ZM19 46H21V45H19ZM19 46H18V48H19ZM144 46V45H143ZM203 46V45H202ZM212 46V45H211ZM217 46V45H216ZM252 46V45H251ZM260 46V45H259ZM28 47H30V46H27L25 49L26 50H21L20 52L19 51H15V53H14V55L16 54V58L19 56V55H24V54H26V53H28L29 52V48ZM56 47V46H55ZM141 47V46H140ZM213 47V46H212ZM215 47V46H214ZM218 47H220V46H218ZM229 47V46H228ZM231 47V46H230ZM247 47H248V45H247ZM250 47V46H249ZM253 47V46H252ZM252 47H251V49H252ZM256 47V46H255ZM4 48H6V47H4ZM10 48V47H9ZM8 48V49H9ZM63 48V47H62ZM186 48V47H185ZM203 48V47H202ZM227 48V47H226ZM226 48H225V45L222 47L221 46V48H218V49H212L211 50V53H213L214 54V52H219V49H221L223 52L226 50ZM233 48V47H232ZM259 47H257V49H258ZM59 49V48H58ZM57 49V50H58ZM67 49H65V50H67ZM136 49V48H135ZM135 49H133V50H135ZM246 49V48H245ZM248 49H250V48H248ZM254 49V48H253ZM4 52H6L5 50L6 49H2ZM17 50V49H16ZM19 50V49H18ZM60 50V49H59ZM58 50V51H59ZM62 50V49H61ZM137 50V49H136ZM194 50V49H193ZM198 50V49H197ZM229 50V49H228ZM3 51H1L0 50V52H1V54L2 55H4L3 53ZM63 51V50H62ZM165 51H166V48H165ZM168 51V50H167ZM171 51V50H170ZM174 51H176V52H174ZM184 51V50H183ZM203 51V50H202ZM201 50H200V52H202ZM208 51V50H207ZM247 51V50H246ZM250 51V50H249ZM251 51H253V50H251ZM3 52V53H2ZM9 52H11L10 50H9ZM8 52V53H9ZM30 52H32V51H30ZM184 52H186V51H184ZM188 52V51H187ZM192 52V51H191ZM210 52V51H209ZM232 52V51H231ZM253 52H255V51H253ZM259 52V51H258ZM257 52V53H258ZM12 53V52H11ZM65 53V52H64ZM67 53V52H66ZM77 53V52H76ZM167 53V52H166ZM169 53V52H168ZM189 53V52H188ZM194 53H195V51H194ZM206 53V52H205ZM233 53V52H232ZM243 52L241 51L240 52V54H242ZM134 54V53H133ZM163 54V53H162ZM204 54V53H203ZM248 54V52H246V54L244 55L245 57H247L246 55ZM7 55V54H6ZM63 55V54H62ZM65 55H68V54H64V56ZM170 55V54H169ZM176 55V54H175ZM250 55V54H249ZM255 56L257 55V54H254ZM1 56V55H0ZM59 56H61V55H59ZM75 56V55H74ZM114 56V57H115ZM171 56H172V54H171ZM171 56H168V57H171ZM201 56V55H200ZM203 56V55H202ZM212 56V55H211ZM222 56H224V55H222ZM226 56H227V54H226ZM241 56V55H240ZM243 56V57H244ZM68 57V56H67ZM76 57V56H75ZM112 57V56H111ZM132 57V56H131ZM130 57V58H131ZM162 57V56H161ZM172 57H174V56H172ZM186 57V56H185ZM189 57V56H188ZM188 57H186V59L188 58ZM190 57H194V56H190ZM207 57V56H206ZM225 57V56H224ZM251 57V56H250ZM60 58V57H59ZM64 58V57H63ZM74 57L72 56V59H73ZM116 58V57H115ZM114 58V60H116ZM160 58V57H159ZM162 58H164V57H162ZM184 58V57H183ZM195 58V57H194ZM208 58H209V56H208ZM83 59H84V57H83ZM158 59V58H157ZM192 59V58H191ZM212 59V58H211ZM235 59H236V57H235ZM242 59V58H241ZM243 59H245V58H243ZM58 60V59H57ZM60 60V59H59ZM66 60H67V58H66ZM114 60H112V61H110L111 63L114 61ZM116 60V61H117ZM132 60H133V57H132ZM170 60H171V58H170ZM190 60V59H189ZM217 60V59H216ZM71 61V60H70ZM73 61V60H72ZM115 61V62H116ZM179 61V60H178ZM209 62H211L210 61V59L208 60ZM219 61H221V60H219ZM218 60H217V62H219ZM223 61V60H222ZM244 61V60H243ZM245 61H247V59L245 60ZM244 61V62H245ZM59 62V61H58ZM68 62H69V60H67V62L65 63V67L64 66H62L63 68V70H65V71H67V73L65 72L60 78H62V80L61 79H59L61 82V84L59 85V87H58V89L56 90V88L54 87V85H53V87L55 88V91H56V93H55V91H54V89H52L51 91H50V93H53V94H51V95H54L53 96V100L54 101H52L53 102V104H57L58 105V107H60V106H62V108L64 107L65 108V111H66V106H68V107H75L76 109H71V110H73L72 112H76V113H82L81 115H83V112L84 113H86V117L88 118H93V121H90V123L92 122H94L95 120H99V122L100 121H104V119H105V117H106V115H104L105 113H103L107 108H106V103L108 104V103H110V101L108 100V102L107 101H105L104 100V95H105V93L103 92V88H102V92H100V90L98 91V89H96V91L95 92H88V91H86V90H84L83 88H82V86H81V88L79 87L81 84H82V82L83 81H81L80 82V80L82 79H80L79 80V82L81 83V84H78L77 82V84L78 85H76V83L74 84V87L72 88V84H73V82L71 81V80H73V79H75V78H72L71 80L69 79V77H71V75H69L68 73H70V72H68L69 70H71V69H69L68 70V68H67V66H68ZM76 62V61H75ZM124 62V63H123ZM134 62V61H133ZM137 62V61H136ZM135 62V63H136ZM172 62H174V60L172 61ZM171 62V63H172ZM184 62H185V60H184ZM184 62L182 63V65L184 64ZM205 62V61H204ZM216 62V63H217ZM59 63H61V62H59ZM63 63V62H62ZM72 63V62H71ZM128 63V62H127ZM126 63V64H127ZM135 63H132V65L133 64H135ZM180 63V62H179ZM213 62H211V64H212ZM239 63V62H238ZM81 64V65H82ZM113 65H114V63H112ZM120 64V65H121ZM181 64V63H180ZM187 64H189V63H187ZM193 64V63H192ZM194 64H195V62H194ZM198 64V63H197ZM209 64V63H208ZM239 64H241V63H239ZM247 64V63H246ZM254 64V63H253ZM62 65V64H61ZM71 65V64H70ZM79 65V64H78ZM89 65H91V64H89ZM95 65V66H96ZM107 65V64H106ZM105 65V66H106ZM109 65L111 66V64L109 63ZM179 65V64H178ZM210 65V64H209ZM208 65V67H210ZM242 65V64H241ZM60 66V65H59ZM92 66V65H91ZM91 66L89 67V68H91ZM94 66V67H95ZM104 66V65H103ZM110 66H107L108 68H110ZM118 66V65H117ZM180 66V65H179ZM246 66V65H245ZM253 66V65H252ZM255 66V65H254ZM71 67V66H70ZM98 67H99V65H98ZM101 67H100V69H101ZM113 66H111V68H112ZM121 67H122V65H121ZM130 67H132V66H130ZM130 67H128V69H130ZM134 67V66H133ZM184 67H185V65H184ZM4 68V67H3ZM118 68H120V67H118ZM124 68V70H125V67H123ZM135 68V67H134ZM134 68H133V70H134ZM170 68V67H169ZM173 68V67H172ZM178 68H180V67H178ZM193 68V67H192ZM211 68V67H210ZM209 68V69H210ZM252 68V67H251ZM60 69H61V67H60ZM60 69H59V71H60ZM87 69V68H86ZM97 67H96V71H97ZM115 69H117V68H115ZM126 69H127V67H126ZM176 69V68H175ZM180 69H182V68H180ZM180 69H178V71L180 70ZM183 69H185V68H183ZM239 69V68H238ZM1 70H2V68H1ZM62 70V71H63ZM85 70V69H84ZM83 70V71H84ZM89 70V69H88ZM87 70V71H88ZM105 70H107L106 69V67H105ZM118 70H120V69H118ZM163 70V69H162ZM165 70H167L166 68H165ZM165 70H163V71H165ZM169 70V69H168ZM211 70H212V68H211ZM7 71V70H6ZM58 71V72H59ZM78 71V70H77ZM93 71H94V69H93ZM92 71V72H93ZM108 71V70H107ZM106 71V72H107ZM113 71H115V70H113ZM135 71V72H134ZM134 71H132V73L134 72V74H136V70H134ZM190 71H192L191 70V68H190V65H188L187 66V68H186V70H185V72H182V74L181 75H183L184 76V79H186L187 80V76H188V74H189V72ZM206 71H209V70H206ZM8 72V71H7ZM61 72V71H60ZM64 72V71H63ZM85 72V71H84ZM95 72V71H94ZM98 72H100V71H98ZM102 72V71H101ZM106 72H104L105 74H106ZM109 72V71H108ZM112 72V71H111ZM126 72H127V70H126ZM129 72V71H128ZM175 72V71H174ZM177 72V71H176ZM193 72V71H192ZM251 72V71H250ZM2 73H4V72H2ZM10 73V72H9ZM79 73H80V71H79ZM81 73H82V70H81ZM89 72H87V74H88ZM96 73V72H95ZM114 73V72H113ZM112 73V74H113ZM131 73V72H130ZM131 73V74H132ZM179 73H181V72H179ZM179 73H176V74H179ZM198 73V72H197ZM75 74L76 73H74L73 75L75 76ZM97 74V73H96ZM108 74H110V72L108 73ZM111 74V75H112ZM116 74V73H115ZM128 75H129V73H127ZM126 74V75H127ZM213 74V73H212ZM9 75V74H8ZM80 75V74H79ZM82 75V74H81ZM80 75V76H81ZM84 75V74H83ZM83 75H82V77H83ZM86 75V74H85ZM84 75V76H85ZM89 75V74H88ZM93 75H94V73H93ZM110 75V76H111ZM116 75H118V74H116ZM121 75V74H120ZM137 75V74H136ZM180 75V74H179ZM200 75V74H199ZM209 75H211V74H209ZM249 75H250V73H249ZM3 76V75H2ZM2 76L0 77V82L1 81H4V80H1V78H2ZM9 76H12V75H9ZM92 76V75H91ZM100 76V75H99ZM109 76V75H108ZM108 76H106V79L108 78ZM132 77H131V79L134 77L133 75H131ZM172 76V78H173V74L171 75ZM170 76V77H171ZM211 76H213V75H211ZM248 76V75H247ZM252 76V75H251ZM8 77V76H7ZM78 77V76H77ZM89 77L90 76H88L87 78H88V80H89ZM112 77V76H111ZM125 77V76H124ZM123 77V78H124ZM128 77V76H127ZM137 77V76H136ZM169 77V76H168ZM180 77V76H179ZM6 78V77H5ZM14 78V77H13ZM93 78H95V76L93 77ZM99 78V77H98ZM101 78V77H100ZM105 78V77H104ZM103 78V79H104ZM113 78V77H112ZM115 78V77H114ZM114 78H113V80H114ZM140 78V77H139ZM139 78H138V81H139ZM172 78H171V80H172ZM175 78V77H174ZM173 78V79H174ZM177 78V77H176ZM201 78V77H200ZM207 78V77H206ZM209 78V77H208ZM4 79V78H3ZM8 79H9V77H8ZM18 79V78H17ZM16 79V80H17ZM77 79H79V78H77ZM84 79V78H83ZM111 79V78H110ZM120 79V78H119ZM168 79V78H167ZM182 79V78H181ZM214 79V78H213ZM58 80V81H59ZM72 82V84L70 85L69 83H70V81ZM100 80V79H99ZM126 80H128L127 78H126ZM136 80H137V78H136ZM135 80V81H136ZM168 80H170V79H168ZM170 80V81H171ZM177 80V79H176ZM255 80V79H254ZM257 80H259L258 78L256 79V81ZM263 80V79H262ZM10 81V80H9ZM8 81V82H9ZM56 81H57V79H56ZM57 81V82H58ZM69 81V82H68ZM73 81H75V80H73ZM85 81V80H84ZM87 81V80H86ZM91 81V80H90ZM97 81H98V79H97ZM104 81V80H103ZM108 81V80H107ZM106 81V82H107ZM121 81H122V79H121ZM131 81V80H130ZM130 81H127V83L128 82H130ZM133 81V80H132ZM134 81V82H135ZM178 81V80H177ZM196 81V80H195ZM209 81V80H208ZM212 81V80H211ZM249 81L250 80H248V83H249ZM16 82V81H15ZM51 82V81H50ZM94 82V81H93ZM93 82H91V84L93 83ZM123 82H126V81H123ZM122 82V83H123ZM134 82H133V84H134ZM137 82V81H136ZM169 81H167L166 83H168ZM174 82V81H173ZM180 82H182V80H180ZM179 81L178 82H175L176 84H178V83H180ZM185 82V81H184ZM197 82V81H196ZM213 82H215V81H213ZM253 82V81H252ZM252 82H250V83H252ZM5 83V82H4ZM48 83H49V81H48ZM54 83V82H53ZM96 83V82H95ZM187 83H190V82H187ZM207 83V82H206ZM244 83H245V80H244ZM247 83V82H246ZM248 83H247V85L246 86H252V85H248ZM1 84H3V82H1ZM10 84H11V82H10ZM10 84H6L7 85V88L8 87H10L11 85H13V82H12V84L10 85ZM46 84H47V82H46ZM59 84V83H58ZM58 84H55V85H58ZM105 84V83H104ZM132 84V83H131ZM130 84V85H131ZM132 84V85H133ZM171 84V83H170ZM169 84V85H170ZM172 84H174V83H172ZM183 84V83H182ZM191 84V83H190ZM209 84V83H208ZM216 84V83H215ZM17 85H18V83H17ZM49 85V84H48ZM83 85H85V82L83 83ZM98 85V84H97ZM96 85V86H97ZM129 85V86H130ZM185 86L187 85V84H184ZM210 85V84H209ZM212 85H213V83H212ZM242 85H243V83H242ZM256 85H259V84H256ZM255 85V86H256ZM261 85V84H260ZM16 86V85H15ZM27 86V85H26ZM40 87H41V85H39ZM44 86V85H43ZM51 86V85H50ZM90 86H92V85H90ZM104 86V85H103ZM124 86V85H123ZM126 86H128V84L126 85ZM165 86H167V84L165 85ZM178 85H176V88H178V87H180L181 85H179L178 87H177ZM188 86V85H187ZM191 86V85H190ZM211 86V85H210ZM214 86V85H213ZM216 86V85H215ZM214 86V87H215ZM219 86H221V85H219ZM218 86V87H219ZM239 86H241V85H239ZM238 86V87H239ZM244 86V85H243ZM17 87V86H16ZM30 87V86H29ZM32 87V86H31ZM72 88V89H69V88ZM84 87V86H83ZM133 87V86H132ZM131 86H130V91L128 90V91H126V92H131V88H132ZM137 87V86H136ZM172 89H173V87L172 86H170ZM169 87V88H170ZM184 87V86H183ZM189 87V86H188ZM221 87H223V86H221ZM228 87H229V85H228ZM254 87V86H253ZM6 87H5V89H7ZM21 88V87H20ZM26 88V87H25ZM33 88V87H32ZM44 88V87H43ZM80 88V89H79ZM85 88V87H84ZM101 88V87H100ZM105 88V87H104ZM120 88V87H119ZM124 89H125V87H123ZM134 88V87H133ZM142 88V87H141ZM168 88V87H167ZM180 88H182V87H180ZM187 87H185V89H186ZM209 88V87H208ZM247 88V87H246ZM245 87L243 88L244 89V92H245V89H246ZM4 89V88H3ZM4 89V90H5ZM9 89V88H8ZM12 89V88H11ZM22 89H24V88H22ZM30 89V88H29ZM40 90H41V88H39ZM84 91H83V90ZM87 89V88H86ZM94 89V90H95ZM106 89V88H105ZM104 89V90H105ZM107 89H109L108 88V86H107ZM118 89V88H117ZM116 89V90H117ZM122 89V88H121ZM121 89H120V91H121ZM123 89V90H124ZM135 89V88H134ZM159 89V88H158ZM190 89H192L193 90V88H190ZM207 89V88H206ZM218 89V88H217ZM221 89V88H220ZM228 89V88H227ZM237 89V88H236ZM254 89H256V88H254ZM253 88H252V90H254ZM25 90V89H24ZM82 90V91H81ZM119 90V89H118ZM117 90V91H118ZM174 90H175V88H174ZM178 90V89H177ZM182 90V89H181ZM223 90V89H222ZM225 90V89H224ZM235 90V89H234ZM242 90V89H241ZM249 90H251V89H249ZM248 90V91H249ZM11 91V90H10ZM43 91H44V89H43ZM45 91H47V90H45ZM49 91V90H48ZM53 91V92H52ZM90 91V90H89ZM108 91H110V90H108ZM112 91V90H111ZM115 91V90H114ZM133 91V90H132ZM167 91V90H166ZM168 91H170L169 89H168ZM176 91V90H175ZM189 91V90H188ZM216 91V90H215ZM215 91H214V93H215ZM231 91V90H230ZM230 91H228V92H230ZM247 91V90H246ZM247 91V92H248ZM258 91V90H257ZM31 92H34V91H31ZM30 92V93H31ZM38 92V91H37ZM105 92L107 93V90H105ZM113 92V91H112ZM125 92V91H124ZM125 92V93H126ZM135 92V91H134ZM139 92V91H138ZM208 92V91H207ZM211 92L212 91H210L209 93H208V95L209 94H211ZM218 92V91H217ZM216 92V93H217ZM224 92V91H223ZM226 92V91H225ZM227 92V93H228ZM243 92V93H244ZM246 92V93H247ZM254 92V91H253ZM27 93H29V92H27ZM34 93H36V92H34ZM49 93V92H48ZM50 93H49V95H50ZM123 92H121L120 94H122ZM125 93H123V94H125ZM137 93V92H136ZM136 93H132V95L133 94H136ZM140 93V92H139ZM166 93V92H165ZM171 93H173V91L171 92ZM175 93V92H174ZM173 93V94H174ZM185 93H186V90H185ZM189 93V92H188ZM187 93V94H188ZM232 93H234V92H232ZM241 93H242V91H241ZM256 93V92H255ZM22 94V93H21ZM39 94H40V92H39ZM38 94V95H39ZM44 94V93H43ZM170 94V93H169ZM169 94H166V95H169ZM190 94V93H189ZM213 94V93H212ZM231 94V93H230ZM237 94H240V92L239 93H237ZM247 94H250L249 92L247 93ZM251 94H253V93H251ZM5 95V94H4ZM23 95V94H22ZM28 95V94H27ZM102 95H103V97H102ZM110 94H106V98H108V97H111L112 96V94L109 96ZM165 95V96H166ZM194 95V94H193ZM199 95H200V93H199ZM217 95V94H216ZM222 95V94H221ZM226 95V94H225ZM16 96H18V87L15 89V91H14V95H13V97H16ZM40 96H41V94H40ZM39 96V97H40ZM108 96V97H107ZM121 96V95H120ZM127 96V95H126ZM138 96V95H137ZM140 96V95H139ZM165 96H164V98H165ZM183 96V95H182ZM185 96V95H184ZM207 96V95H206ZM232 95H230V97H231ZM233 96H236V94H234ZM241 96H242V94H241ZM250 96V95H249ZM21 97H23V96H21ZM25 97V96H24ZM44 97V96H43ZM117 97V96H116ZM119 97V96H118ZM129 97V96H128ZM168 97V96H167ZM173 97V96H172ZM189 97V96H188ZM199 97V96H198ZM212 97V96H211ZM228 97H229V94H228ZM244 97V96H243ZM246 97V96H245ZM244 97V98H245ZM42 98V97H41ZM45 99L47 98L46 97V94H45V97H44ZM43 98V99H44ZM50 98V97H49ZM48 98V99H49ZM124 98H125V95H124ZM124 98H123V100H124ZM163 98V99H164ZM169 98H170V95H169ZM185 98V97H184ZM187 98V97H186ZM193 98V97H192ZM195 98V97H194ZM206 98V97H205ZM215 98H216V96H215ZM220 98V97H219ZM236 98V97H235ZM252 98H253V96H251V100H252ZM14 99V98H13ZM22 100H23V98H21ZM111 99H113L112 97H111ZM110 99V100H111ZM115 99V98H114ZM120 99V98H119ZM167 99V98H166ZM173 99V98H172ZM202 99V98H201ZM207 100H208V98H206ZM205 99V100H206ZM214 99V98H213ZM17 100H18V97H17ZM20 100V99H19ZM21 100V101H22ZM32 100V98H29V97H27V98H24V101L25 102H29V101H31ZM35 100V99H34ZM126 100H128V99H126ZM159 100H160V98H159ZM187 100V99H186ZM196 100V99H195ZM221 100V99H220ZM241 100V99H240ZM245 100H250V97H249V99H246L245 98ZM33 101V100H32ZM46 101V100H45ZM60 101V102H59ZM113 101H115L116 102V100H113ZM122 101V100H121ZM158 101V100H157ZM161 102H163V100H160ZM164 101H166V100H164ZM172 101V100H171ZM184 101V100H183ZM182 101V103H184ZM190 101V100H189ZM212 101V100H211ZM243 100H241L240 102H242ZM2 102V101H1ZM47 102V101H46ZM128 102V101H127ZM167 102L169 103L170 101L169 100H167ZM179 102H181V101H179ZM186 102V101H185ZM194 102V101H193ZM192 102V103H193ZM245 102V101H244ZM244 102L242 103V104H244ZM248 102V101H247ZM24 103V102H23ZM22 103V104H23ZM49 103V102H48ZM117 103V102H116ZM125 103V102H124ZM123 103V104H124ZM172 103V102H171ZM175 103V102H174ZM190 103V102H189ZM211 103V102H210ZM223 103V102H222ZM221 103V104H222ZM251 103V102H250ZM2 104V103H1ZM17 104H19L18 103V101L16 102V101H14L13 100V103L11 102V105H10V107H8L7 105V107H5V109L6 110H4V111H2L1 109H0V142H5L7 139H8V137H10L9 136V134L8 135H6L7 134V131L9 130V128L10 127H13V126H17V124H18V119H17V117H18V114H19V112H17V111H19L20 109H22V107H19L18 109H17V111H16V105ZM27 104V103H26ZM165 104H166V102H165ZM173 104V103H172ZM241 104V103H240ZM246 104V103H245ZM25 105V104H24ZM24 105H22V106H24ZM60 105V106H59ZM168 105V104H167ZM171 105V104H170ZM170 105H169V107H170ZM180 105L182 106V104L180 103ZM188 105V104H187ZM195 105V104H194ZM203 105H205V104H203ZM2 106V105H1ZM21 106V105H20ZM81 106V107H80ZM112 106V105H111ZM119 106H121V105H119ZM123 106H125V105H123ZM175 106H177V105H175ZM180 106V107H181ZM192 106H193V104H192ZM210 106H211V104H210ZM242 106V105H241ZM53 106H51V108H52ZM161 107V106H160ZM168 107V108H169ZM180 107H178V108H180ZM185 107V106H184ZM188 107V106H187ZM186 107V108H187ZM201 107V106H200ZM199 107V108H200ZM61 108V107H60ZM108 108H110L109 106H108ZM112 108V107H111ZM171 108V107H170ZM169 108V109H170ZM172 108H173V106H172ZM171 108V110H173ZM207 108V107H206ZM4 109V108H3ZM68 109V108H67ZM164 109V108H163ZM181 109V108H180ZM183 109H185V108H183ZM203 109V108H202ZM107 110H109V109H107ZM106 110V111H107ZM158 110V109H157ZM160 110H161V108H160ZM160 110H158V111H160ZM168 110V109H167ZM167 110H165V111H167ZM201 110V109H200ZM199 110V111H200ZM14 111H16V113H14ZM21 111V110H20ZM105 111V112H106ZM177 110H175L174 109V112L175 113H177L176 112ZM179 111V110H178ZM182 111V110H181ZM185 111V110H184ZM205 111V110H204ZM208 111V110H207ZM67 113L69 112V110L68 111H66ZM108 112V111H107ZM110 112V111H109ZM112 112V111H111ZM168 112V111H167ZM171 112V111H170ZM180 112V111H179ZM183 112V111H182ZM182 112H180V113H182ZM201 112V111H200ZM79 113H78V115H79ZM113 113V112H112ZM112 113H110V114H112ZM148 113V112H147ZM160 113V112H159ZM162 114H163V111L161 112ZM169 113V112H168ZM172 113V112H171ZM174 113V114H175ZM202 114V113H201ZM206 114V113H205ZM77 115V114H76ZM173 115V114H172ZM177 115V114H176ZM175 115V116H176ZM73 116V115H72ZM74 116H75V114H74ZM93 116V117H92ZM109 116V115H108ZM166 116V115H165ZM117 117V116H116ZM115 117V118H116ZM163 117H164V115H163ZM178 117V116H177ZM176 117V118H177ZM182 117V116H181ZM107 118V117H106ZM112 118H113V116H112ZM157 118V117H156ZM171 118H172V116H171ZM76 119V118H75ZM103 119V120H102ZM155 119V118H154ZM84 121H86L87 119H83ZM106 120V119H105ZM115 120V119H114ZM158 119H155V121H157ZM168 120V119H167ZM166 120V121H167ZM107 122H106V124L104 123V125L103 124H99V126L97 125V124H95V125H97L98 127H99V130H92V132H94V133H100L102 130L101 129H105V128H107V125H108V121L109 120H106ZM111 121V120H110ZM116 121V120H115ZM98 122V123H99ZM114 122V121H113ZM117 122V121H116ZM115 123V122H114ZM118 123V122H117ZM153 123V122H152ZM116 124V123H115ZM115 124H114V126H115ZM155 124V123H154ZM162 124V123H161ZM77 125V124H76ZM86 125V124H85ZM119 125V124H118ZM117 125V126H118ZM163 125V124H162ZM264 125V124H263ZM111 126H113L112 124H111ZM110 125H109V127H111ZM155 126V125H154ZM260 126V125H259ZM121 127V126H120ZM153 127V126H152ZM118 128H119V126H118ZM117 128V129H118ZM161 128H164V127H161ZM11 129V128H10ZM14 129V128H13ZM60 129V128H59ZM84 129V128H83ZM86 129V128H85ZM88 129V128H87ZM86 129V130H87ZM121 129H122V131L124 130L123 129V127H121ZM15 130V129H14ZM111 130V129H110ZM110 130H108L107 129V131H110ZM120 130V129H119ZM119 130L117 131V132H119ZM11 131V130H10ZM17 131V130H16ZM88 131V130H87ZM122 131H120V132H122ZM141 131V130H140ZM12 132V131H11ZM92 132H91V134H92ZM112 132V131H111ZM119 132V133H120ZM127 132V131H126ZM142 132H144L143 130H142ZM2 133H4V134H2ZM10 133V132H9ZM81 133V132H80ZM87 133V132H86ZM109 133V132H108ZM123 133H124V131H123ZM128 133H130L129 131L126 133V134H128ZM138 133H140L141 134V132H138ZM63 134V133H62ZM106 134V133H105ZM112 134V133H111ZM126 134L124 135V136H126ZM143 134V133H142ZM263 134V136H264V133H262ZM74 135V134H73ZM81 135V134H80ZM117 135V134H116ZM137 133H136V136H134V138H136L137 137ZM198 135V134H197ZM14 136V135H13ZM60 136H61V133H60ZM65 136V135H64ZM72 136V135H71ZM118 136H121L120 134L118 135ZM143 136V135H142ZM141 136V139L143 138V139H145L144 137H142ZM174 136H176V135H174ZM262 136V135H261ZM17 137H18V134H17ZM63 137V136H62ZM73 137V136H72ZM117 137V136H116ZM192 137V136H191ZM64 138V137H63ZM62 138V139H63ZM66 138L68 139V137L66 136ZM65 138V139H66ZM70 138V137H69ZM125 138H127V137H125ZM124 138V139H125ZM129 138V137H128ZM132 138H133V136H132ZM10 139H12V138H10ZM16 138H14V139H12V140H7L8 142H6V146H3V151L1 152V155H2V158H0V160L1 161H3V164H1L0 165V169L1 170H4V171H6V172H4L1 176H0V193L2 192L1 190H2V188L5 186V187H7L8 189H10V187L12 186V178H17L18 177V156L21 154V151H20V154L18 155V153H14V142L16 141L15 140ZM56 139H58V138H56ZM61 139V138H60ZM71 139V138H70ZM101 139V138H100ZM121 139V138H120ZM119 139V140H120ZM139 139V138H138ZM142 139V140H143ZM148 139H149V137H148ZM188 139V138H187ZM191 139V138H190ZM201 139V138H200ZM263 139V138H262ZM104 140V139H103ZM125 140H127V139H125ZM129 140V139H128ZM130 140H131V138H130ZM177 140V139H176ZM193 140V139H192ZM48 141H50V140H48ZM60 141V140H59ZM71 141V140H70ZM133 141H134V139H133ZM139 142H140V139L138 140ZM144 141H146V140H144ZM144 141H142V142H144ZM189 141H191V140H189ZM215 141V140H214ZM263 141H264V139H263ZM53 142V141H52ZM64 142H66L65 140H64ZM122 142V141H121ZM131 142V141H130ZM136 142V141H135ZM134 142V143H135ZM179 142V141H178ZM194 142V141H193ZM47 143V142H46ZM49 143V142H48ZM184 143V142H183ZM182 143V144H183ZM196 143V142H195ZM5 144V143H4ZM50 144V143H49ZM52 144V143H51ZM58 144V143H57ZM60 144H61V142H60ZM65 144V143H64ZM64 144H63V146H64ZM68 144V143H67ZM123 144V143H122ZM130 144H132V143H130ZM136 144V143H135ZM197 144V143H196ZM2 145L3 144H1L0 145V148H2ZM53 145V144H52ZM66 145V144H65ZM118 145V144H117ZM138 145H140V147H142L143 146V144L141 145V143H138ZM186 145V144H185ZM57 145H55V146H52V147H56ZM59 146V145H58ZM75 146H76V144H75ZM128 146V145H127ZM177 146V145H176ZM182 146V145H181ZM193 146H195V144L193 145ZM65 147V146H64ZM64 147H63V149H64ZM108 147V146H107ZM121 147V146H120ZM130 147H131V145H130ZM129 147V148H130ZM135 147V146H134ZM190 147H192L191 145H190ZM49 148H51V147H49ZM59 148V147H58ZM58 148H53L52 149V151L54 150V149H57L58 150ZM67 148V147H66ZM80 148V147H79ZM128 148V149H129ZM176 148V147H175ZM194 148V147H193ZM192 148V149H193ZM18 149V148H17ZM34 149V148H33ZM47 149V148H46ZM62 149V148H61ZM114 149H116L115 147H114ZM132 149H133V145H132ZM142 149V148H141ZM139 150V148H138V150L139 151H143V150ZM144 149V148H143ZM166 149H168V148H166ZM49 150H51V149H49ZM60 150V149H59ZM66 150V149H65ZM68 150V149H67ZM108 150V149H107ZM138 150H136V147L134 148V150L133 151H138ZM191 149H189V151H190ZM18 151V150H17ZM48 151V150H47ZM46 151V152H47ZM77 150H71V152H76ZM81 151V150H80ZM86 151V150H85ZM106 151V150H105ZM111 151V150H110ZM115 151V150H114ZM113 151V152H114ZM118 151V150H117ZM116 151V152H117ZM171 151V150H170ZM193 152H195L194 150H192ZM191 151V152H192ZM16 152V151H15ZM40 152H42V151H40ZM51 152V151H50ZM55 152H56V150H55ZM55 152H54V154H55ZM59 152H61V151H59ZM97 152V151H96ZM115 152V153H116ZM128 152V151H127ZM131 152V151H130ZM168 152V151H167ZM172 152V151H171ZM192 152V153H193ZM68 153V152H67ZM89 153V152H88ZM91 153V152H90ZM118 153V152H117ZM132 153V152H131ZM134 153V152H133ZM136 153V152H135ZM139 153V152H138ZM168 153H170V152H168ZM188 153V152H187ZM190 153V152H189ZM188 153V154H189ZM49 154V153H48ZM52 154V153H51ZM50 154V155H51ZM60 154V153H59ZM65 154H66V152H65ZM65 154H62V155H58V156H56V159H58V160H56L57 162V165L58 166H55V168L53 169L52 167H51V169H53V170H51L48 166H45L44 168H43V174H41V176H43V178L45 177V179L47 178V175L48 174H50V173H53V172H57V171H59V166H60V164L61 163H63V161L62 160H64V159H66L67 157L66 156H69L70 157V155H68V154H66V156H64ZM72 154V153H71ZM75 154H77V153H75ZM110 154V153H109ZM119 154H120V152H119ZM118 154V155H119ZM124 154V153H123ZM143 154V153H142ZM147 154V153H146ZM188 154H186V155H188ZM191 154V153H190ZM196 154V153H195ZM26 155V154H25ZM25 155H23V157H25ZM82 155V154H81ZM118 155H117V157H118ZM120 155H122V154H120ZM128 155V154H127ZM133 155H135V154H133ZM137 156H138V154H136ZM182 155V154H181ZM197 155V154H196ZM21 156V155H20ZM73 156V155H72ZM82 156H84V155H82ZM82 156H81V159H82ZM86 156V155H85ZM84 156V157H85ZM96 156V155H95ZM108 156V155H107ZM115 156H116V154H115ZM124 156H125V154H124ZM149 156V155H148ZM171 156V155H170ZM188 156H190V155H188ZM187 156V157H188ZM22 157V156H21ZM21 157H19V158H21ZM23 157L21 158V159H23ZM27 157V159H28V156H26ZM47 157V156H46ZM68 157V158H69ZM77 157H79L78 155H76V159H77V161H78V158ZM90 157H92V156H89V154H88V158L91 160V158ZM111 157H112V155H111ZM114 157V156H113ZM112 157V160L114 159ZM127 157V156H126ZM132 157H134V156H132ZM143 157V156H142ZM150 157V156H149ZM182 157H184V154H183V156ZM80 158V157H79ZM86 158V157H85ZM107 159H110V161H112L111 160V158H110V156L109 157H106ZM106 158H102V160L103 159H105V160H107ZM143 158H147L146 156L145 157H143ZM142 158V159H143ZM168 158H169V156H168ZM181 158V157H180ZM196 158V157H195ZM74 159V158H73ZM84 159V158H83ZM88 159V160H89ZM93 159H97V157L96 158H93ZM116 159V160H115ZM114 160H115V162L117 161V158H115ZM122 159V157H120V160ZM128 159V158H127ZM126 159V160H127ZM139 159H141V155H140V158ZM157 159V158H156ZM155 159V160H156ZM175 159V158H174ZM185 160H186V158H184ZM184 159H182L181 158V160L180 161H182V160H184ZM23 160H25V159H23ZM29 160V159H28ZM48 160V159H47ZM50 160H51V158H50ZM85 160V159H84ZM98 160V159H97ZM114 160H113V162H114ZM125 160V159H124ZM124 160H123V162H124ZM165 160V159H164ZM177 161H178V159H176ZM22 161V160H21ZM30 161V160H29ZM38 161V160H37ZM70 161V160H69ZM76 161V160H75ZM86 161H87V159H86ZM94 161V160H93ZM109 161V162H110ZM122 161V160H121ZM120 161V162H121ZM142 161H145L144 159L142 160ZM153 160H150V162H152ZM167 161V160H166ZM169 161V160H168ZM176 161V163H178ZM52 162V161H51ZM54 162V161H53ZM65 162V161H64ZM101 162H103V161H100V162H98V163H101ZM123 162H121V165H122V163ZM148 162V161H147ZM156 162H157V160H156ZM162 162H163V160H162ZM161 161L159 162V163H162ZM171 163H173L172 161H170ZM185 162V161H184ZM50 163V162H49ZM56 163H55V165H56ZM73 163V162H72ZM76 163V162H75ZM129 162H128V160H127V163H126V166H127V164H128ZM145 164H148V163H146V161L144 162ZM167 163V162H166ZM171 163H169L170 165H171ZM175 162L173 163V165L174 164H176ZM181 163V162H180ZM188 163V162H187ZM19 164H20V162H19ZM22 164V163H21ZM53 164V163H52ZM66 164V163H65ZM64 164V165H65ZM91 164H93V163H91ZM105 164V163H104ZM142 164H143V162H142ZM150 164H152V163H149L148 164V166L150 165ZM157 164H158V162H157ZM182 164V163H181ZM241 164V163H240ZM63 164H62V166H64ZM107 165H108V163H107ZM131 165V164H130ZM165 165V163H163V166ZM166 165H168V164H166ZM236 165V164H235ZM23 166V165H22ZM73 166V165H72ZM96 166V165H95ZM105 166V165H104ZM110 166H111V162H110ZM112 166H115L114 164L112 165ZM117 167H118V165H116ZM124 166V165H123ZM133 166V165H132ZM144 166V165H143ZM172 166V165H171ZM239 166V165H238ZM241 166V165H240ZM239 166V167H240ZM244 166V165H243ZM61 167V166H60ZM77 167V166H76ZM165 167V166H164ZM169 167V166H168ZM236 167V166H235ZM242 167V166H241ZM261 167V166H260ZM25 168V167H24ZM63 168V167H62ZM74 168V167H73ZM136 168V167H135ZM146 168V167H145ZM159 168L160 169H162V164H161V167L159 166ZM167 168V167H166ZM238 168V167H237ZM245 168V167H244ZM72 168H70V167H68L67 166V168L60 174V176H59V178L58 179H56L55 181H54V184L52 185L54 188L52 189L53 191H57V192H59V190H58V187L61 185V184H63V183H56L58 180H68V179H70V177L72 176L73 177V180L74 181H77L78 179H76V177L79 175H81V176H83V178L86 176V178L85 179H88V178H90V177H92V176H94L95 175V171H94V174H91V175H87V172H89V170H90V168L88 167L87 169H85V171L84 170H71ZM77 169H78V167H77ZM81 169V168H80ZM84 169V168H83ZM95 169H97V172H98V168L97 167H95ZM104 169V168H103ZM109 169H111V168H109ZM128 169H130V167L128 168ZM141 169V168H140ZM151 169V168H150ZM149 168H148V170H150ZM155 169V168H154ZM239 169V168H238ZM258 169V168H257ZM256 169V170H257ZM117 170V169H116ZM120 170V169H119ZM131 170H133V169H131ZM230 170V169H229ZM27 171H28V169H27ZM91 171V170H90ZM105 171H107V169L105 170ZM114 171V170H113ZM161 171H164V170H161ZM241 171V170H240ZM243 171V170H242ZM258 171V170H257ZM0 172H2V171H0ZM23 172V171H22ZM25 172V171H24ZM31 172V171H30ZM29 172V173H30ZM41 172H42V170H41ZM116 172V171H115ZM118 172V171H117ZM123 172H124V170H123ZM154 172V171H153ZM156 172V171H155ZM154 172V173H155ZM180 172H181V170H180ZM28 173V172H27ZM33 173V172H32ZM32 173L30 174V175H32ZM34 173H35V171H34ZM106 173V172H105ZM104 173V174H105ZM110 173H112V172H110ZM119 173V172H118ZM127 173V172H126ZM159 173H161V172H159ZM158 173V174H159ZM234 173H235V171H234ZM237 173H238V171H237ZM243 173V172H242ZM241 173V174H242ZM21 174V173H20ZM25 174V173H24ZM37 174V173H36ZM39 174V173H38ZM54 174V173H53ZM52 174V175H53ZM107 174V173H106ZM153 174V173H152ZM168 174V173H167ZM175 174V173H174ZM190 174V173H189ZM236 174V173H235ZM251 174V173H250ZM29 175V174H28ZM27 175V176H28ZM29 175V176H30ZM34 175V174H33ZM57 175H58V173H57ZM118 175V174H117ZM117 175L115 176V179L113 178V177H111L110 176V178L111 179H114V181L113 182H116L115 180H117ZM119 175H121V173L119 174ZM155 175V174H154ZM177 175V174H176ZM237 175V174H236ZM245 175V174H244ZM22 176V175H21ZM24 176V175H23ZM26 176V175H25ZM26 176V177H27ZM50 176V175H49ZM55 177H57L56 175H54ZM80 176V177H81ZM98 176H100V175H98ZM105 176V178H106V176L107 175H104ZM140 176H141V174H140ZM159 176H161V175H159ZM164 176H166V175H164ZM171 176H173V175H171ZM189 176V175H188ZM227 176V175H226ZM256 176V175H255ZM38 177V176H37ZM37 177H31L32 178V181L34 182V181H38L39 179H37L36 180V178ZM53 177V176H52ZM101 177H103V176H100V178ZM126 177H128L127 175H126ZM134 177V176H133ZM136 177V176H135ZM144 177V176H143ZM163 177V176H162ZM186 177V176H185ZM239 177V176H238ZM252 177V176H251ZM39 178V177H38ZM123 178H124V176H123ZM122 178V179H123ZM129 178V177H128ZM128 178H126L127 180H128ZM158 178V177H157ZM192 178V177H191ZM233 178V177H232ZM246 178L248 179V176L246 175ZM23 179V178H22ZM45 179H43V181H41V183H42V185H43V182H44V180ZM102 179V178H101ZM132 179V178H131ZM140 179V178H139ZM146 179V178H145ZM161 179V178H160ZM160 179H159V181H160ZM182 179V178H181ZM214 179H216V178H214ZM252 179H254V178H252ZM42 180V179H41ZM83 180V179H82ZM91 180V179H90ZM93 180V179H92ZM124 180H125V178H124ZM133 180V179H132ZM134 180H136V179H134ZM134 180L132 181V182H134ZM149 180V179H148ZM147 180V181H148ZM170 180V179H169ZM250 180V179H249ZM14 181V180H13ZM47 181V180H46ZM45 181V183L44 184H46L47 182ZM94 181V180H93ZM97 181V180H96ZM110 181V180H109ZM118 181V180H117ZM128 181H130V180H128ZM137 181V180H136ZM143 181V182H142ZM159 181H156V182H159ZM162 181V180H161ZM176 181H177V179H176ZM187 181V180H186ZM228 181V180H227ZM239 181V180H238ZM82 182H85V181H82ZM89 182V181H88ZM120 182V181H119ZM118 182V183H119ZM124 182H126V181H124ZM137 182H139V181H137ZM141 182L142 183H146V185H147V182H145V180H144V178H142L141 179ZM67 183H69V182H67ZM66 183V184H67ZM73 183H75V182H73ZM77 183H80V182H78L77 181ZM91 183H92V181H91ZM96 183V182H95ZM111 183V182H110ZM121 183V182H120ZM128 183V182H127ZM161 183V182H160ZM159 183V185H161ZM187 183V182H186ZM211 183H212V181H211ZM226 183V182H225ZM248 183V185H249V182H247ZM253 183V182H252ZM251 182H250V184H252ZM70 184H71V182H70ZM94 184V183H93ZM97 184V183H96ZM95 184V185H96ZM108 184V183H107ZM135 184H136V182H135ZM141 184V183H140ZM143 184V186H145ZM166 184H168V183H166ZM212 184H214V183H212ZM211 184V185H212ZM219 184V183H218ZM228 184V183H227ZM39 185V184H38ZM47 185H48V183H47ZM51 185V184H50ZM69 185V184H68ZM74 185V184H73ZM79 185V184H78ZM99 184H97V186H98ZM110 185V184H109ZM122 185V187H123V184H121ZM131 185H132V183H131ZM138 185V184H137ZM181 185V184H180ZM225 185V184H224ZM235 185V184H234ZM37 186V184H34L33 185V188L35 189H37L38 187H36ZM39 186H41V185H39ZM93 186V185H92ZM96 186V187H97ZM108 186V185H107ZM130 186V185H129ZM133 186V185H132ZM132 186H130V187H132ZM135 186V185H134ZM155 186V185H154ZM175 186V185H174ZM236 186V185H235ZM42 187V186H41ZM140 187V186H139ZM142 187V186H141ZM146 187V186H145ZM152 187V186H151ZM150 187V188H151ZM225 187V186H224ZM243 187H244V185H243ZM242 187V188H243ZM250 187H251V185H250ZM253 187V186H252ZM32 188V187H31ZM40 188V187H39ZM39 188H38V190H36L35 189V191H37L36 192V194H39V195H41V193H40V191H39ZM116 188V187H115ZM124 189H125V186L123 187ZM147 188V187H146ZM159 188H160V186H159ZM159 188H157V189H159ZM222 188V187H221ZM242 188H241V190H242ZM123 189V190H124ZM129 188H127V190H128ZM148 189V188H147ZM200 189V188H199ZM247 190L248 189H251V188H246ZM246 189H244L245 191H246ZM255 189V188H254ZM254 189L252 190V191H254ZM42 190H43V188H42ZM77 190V189H76ZM106 190H108V189H106ZM116 190V189H115ZM122 190V189H121ZM130 190V189H129ZM150 190V189H149ZM156 190V189H155ZM6 191V190H5ZM29 191H30V188H29ZM48 191V190H47ZM93 191V190H92ZM134 191V190H133ZM161 191H162V189H161ZM181 191V190H180ZM200 191V190H199ZM206 191V190H205ZM215 191V190H214ZM240 191V190H239ZM244 191V192H245ZM43 192V191H42ZM45 192V191H44ZM74 192V191H73ZM128 192V191H127ZM143 192V191H142ZM146 192V191H145ZM163 192V191H162ZM195 192V191H194ZM218 192H222V191H218ZM227 192V191H226ZM229 192V191H228ZM238 192V191H237ZM243 192V191H242ZM249 192V191H248ZM121 193V192H120ZM120 193H119V195H120ZM161 193V192H160ZM165 193V192H164ZM170 193V192H169ZM197 193V192H196ZM208 193H209V191H208ZM211 193V192H210ZM240 193V192H239ZM256 193V192H255ZM2 194V193H1ZM45 194V193H44ZM53 194V193H52ZM74 194V193H73ZM77 194V193H76ZM143 194V193H142ZM175 194V193H174ZM186 194V193H185ZM214 194V193H213ZM224 194V193H223ZM226 194V193H225ZM225 194H224V196H225ZM254 194V193H253ZM262 194V193H261ZM260 194V195H261ZM264 194V193H263ZM43 195V194H42ZM81 195V194H80ZM122 195V194H121ZM129 195V194H128ZM136 195H137V193H136ZM190 195V194H189ZM199 195V194H198ZM208 195H210V194H208ZM228 195V194H227ZM237 195H238V193H237ZM242 195V194H241ZM47 195H45V196H43L44 198L46 197ZM76 196V195H75ZM107 196V195H106ZM105 196V197H106ZM112 196V195H111ZM124 196V195H123ZM127 196V195H126ZM229 196H231V195H229ZM250 196V195H249ZM257 196V195H256ZM264 196V195H263ZM83 197V196H82ZM122 197V196H121ZM125 197V196H124ZM133 197H134V195H133ZM142 197V196H141ZM214 197H215V195H214ZM213 197V198H214ZM219 197V196H218ZM232 197V196H231ZM230 197V198H231ZM243 197H244V194H243ZM258 197V196H257ZM116 198V197H115ZM137 198V197H136ZM140 198V197H139ZM205 198H207V197H205ZM246 198V197H245ZM255 198V197H254ZM69 199H70V197H69ZM86 199V198H85ZM84 199V200H85ZM120 199V198H119ZM124 199V198H123ZM127 199V198H126ZM163 199V198H162ZM200 199H203V198H200ZM211 199H212V197H211ZM210 199V200H211ZM231 199H236V197H234V198H231ZM243 199V198H242ZM260 199V198H259ZM131 200V199H130ZM67 201V200H66ZM115 201V200H114ZM158 201V200H157ZM160 201V200H159ZM247 201V200H246ZM245 201V203H247ZM257 201V200H256ZM256 201H253V202H256ZM261 201V200H260ZM262 201H264V200H262ZM261 201V202H262ZM37 202V201H36ZM42 202H43V200H42ZM77 202H79V199H71L70 200V202H68V205H71V204H74V205H77ZM140 202V201H139ZM143 202V201H142ZM141 202V203H142ZM147 202V201H146ZM118 203H119V201H118ZM121 203V205H123V207H122V210L124 211V206L126 205L125 203H123L122 204V202H120ZM133 203H135V202H133ZM140 203V204H141ZM150 203H152V202H150ZM157 203V202H156ZM251 202H249V204H250ZM33 204V203H32ZM34 204H35V202H34ZM36 204H38V203H36ZM125 204V205H124ZM147 204V203H146ZM242 204V203H241ZM259 204H260V202H259ZM29 205V204H28ZM31 205V204H30ZM29 205V206H30ZM39 205H41L40 203H39ZM119 205V204H118ZM128 205H130V204H128ZM138 204H136V206H137ZM145 205V204H144ZM151 205V204H150ZM153 205H154V203H153ZM253 205V204H252ZM257 205H258V203H257ZM32 206V205H31ZM72 206V205H71ZM152 206V205H151ZM154 206H156V205H154ZM196 206V205H195ZM254 206V205H253ZM261 206H262V204H261ZM33 208H34V206H32ZM38 207V206H37ZM74 207V206H73ZM106 207V206H105ZM108 207V206H107ZM118 207H120V205L118 206ZM133 207V206H132ZM131 207V208H132ZM157 207V206H156ZM263 207V206H262ZM262 207H260V208H262ZM32 208V209H33ZM42 208V207H41ZM40 207H39V209H41ZM139 208V207H138ZM141 208V207H140ZM151 208V207H150ZM155 208V207H154ZM196 208V207H195ZM25 209H27V207L25 208ZM30 209V208H29ZM28 209V210H29ZM43 209H45V208H43ZM42 209V210H43ZM70 209V208H69ZM79 209V208H78ZM103 209V208H102ZM120 210H121V208H119ZM136 209V208H135ZM134 209V210H135ZM142 209V208H141ZM242 209H243V207H242ZM28 210H27V212H28ZM41 210V211H42ZM107 210V209H106ZM117 210V209H116ZM120 210H118V211H120ZM129 210V209H128ZM134 210H133V212H134ZM150 210V209H149ZM261 210H263V209H261ZM38 212H40L39 210H37ZM36 211V212H37ZM77 211V210H76ZM30 212H31V210H30ZM33 212V211H32ZM31 212V213H32ZM70 212V211H69ZM68 212V213H69ZM72 212V211H71ZM124 212H126V211H124ZM129 212H132V210L131 211H129ZM136 212H138V214H139V211L137 210ZM143 212V211H142ZM145 212V214H148L147 212L148 211H144ZM151 212V211H150ZM149 212V213H150ZM154 212V211H153ZM30 213V214H31ZM34 213V212H33ZM74 213V212H73ZM127 213V212H126ZM135 213V212H134ZM133 213V214H134ZM237 213H239V212H237ZM260 212H258V214H259ZM263 213V212H262ZM261 213V214H262ZM71 214V213H70ZM125 214V213H124ZM138 214H137V217H138ZM153 213H151L150 215H152ZM241 214V213H240ZM246 214V213H245ZM75 215V214H74ZM130 215V214H129ZM136 215V214H135ZM154 215V214H153ZM216 215V214H215ZM223 215V214H222ZM226 215V214H225ZM257 215V214H256ZM263 215V214H262ZM117 216V215H116ZM120 216H121V214H120ZM131 216V215H130ZM145 216H147V215H145ZM144 216V217H145ZM154 216H156V215H154ZM154 216H151V217H154ZM157 216L159 217V215L157 214ZM219 216V215H218ZM224 216V215H223ZM223 216H221V217H223ZM235 216V215H234ZM237 216V215H236ZM115 217V216H114ZM161 217H163V216H161ZM233 217V216H232ZM232 217H230V218H232ZM243 217V216H242ZM257 217H259V215L257 216ZM260 217H262V216H260ZM133 218H136V217H134V216H132V219ZM226 218V217H225ZM224 218V219H225ZM229 218V219H230ZM264 218V217H263ZM27 219V218H26ZM126 219H128L127 217H126ZM131 219V218H130ZM137 219V218H136ZM143 219V218H142ZM167 219V218H166ZM218 219V218H217ZM246 219V218H245ZM255 219V218H254ZM29 220V219H28ZM106 220H111V218L110 219H106ZM125 220V219H124ZM157 220V219H156ZM178 220V219H177ZM207 220V219H206ZM212 220V219H211ZM219 220V219H218ZM223 220V219H222ZM262 220V219H261ZM37 221V220H36ZM119 221V220H118ZM117 221V222H118ZM126 221V220H125ZM131 221V220H130ZM130 221H128V223H130ZM145 221V220H144ZM149 221V220H148ZM167 221H168V219H167ZM224 221V220H223ZM230 221H232V220H230ZM234 221V220H233ZM253 221V220H252ZM78 222V221H77ZM112 222V221H111ZM110 221L108 222V223H111ZM123 222V221H122ZM154 222H156L155 220H154ZM212 222V221H211ZM214 222V221H213ZM212 222V223H213ZM225 222V221H224ZM102 223V222H101ZM98 224V225H101L102 226V224ZM113 223V222H112ZM118 223H120V222H118ZM117 223V224H118ZM134 223V222H133ZM178 223V222H177ZM230 223V222H229ZM228 223V224H229ZM251 223V222H250ZM255 222H253V224H254ZM77 224V223H76ZM105 224V223H104ZM104 224H103V226H104ZM127 224V223H126ZM145 224V226H147L146 225V223H144ZM153 224H155V223H153ZM164 224V223H163ZM180 224V223H179ZM215 224V223H214ZM213 224V225H214ZM240 224V223H239ZM244 224V223H243ZM258 224H260V223H258ZM257 224V225H258ZM98 225H96L97 227H98ZM128 225V224H127ZM142 225V224H141ZM209 225H211L210 224V221H209ZM209 225H207V226H209ZM219 225V224H218ZM223 225V224H222ZM224 225H226V224H224ZM230 225V224H229ZM255 225V224H254ZM100 226V227H101ZM112 226V225H111ZM135 226V225H134ZM133 226V227H134ZM136 226H137V224H136ZM140 226V224L138 225V227ZM157 226H158V224H157ZM162 226V225H161ZM168 226V225H167ZM236 226V225H235ZM242 226V225H241ZM262 226H264V225H262ZM121 227H122V225H121ZM123 227H125L124 225H123ZM128 227H130L131 228V225L130 226H128ZM183 227V226H182ZM210 227V226H209ZM227 227H230V226H228L227 225ZM238 227V226H237ZM256 227V226H255ZM261 227V226H260ZM101 228H103V227H101ZM100 228V229H101ZM129 228V229H130ZM135 228V227H134ZM137 228V227H136ZM143 228V227H142ZM141 227H139L138 229L140 230V229H142ZM157 228V227H156ZM155 228V229H156ZM217 227L215 226V228H212L213 230L214 229H216ZM242 228V227H241ZM257 228H258V226H257ZM99 229V228H98ZM108 229L109 228H107V231H108ZM159 229V228H158ZM229 229V228H228ZM230 229H231V227H230ZM235 229H236V227H235ZM259 229H261V228H259ZM102 230V232H103V229H101ZM106 230V229H105ZM105 230H104V232L103 233H106L105 232ZM120 229H118V230H115V231H119ZM133 230V229H132ZM166 230V229H165ZM169 230H171V229H169ZM218 230V229H217ZM237 230H239V229H237ZM253 229L251 228V231H252ZM131 231V230H130ZM138 231V230H137ZM143 231V230H142ZM173 231V230H172ZM175 231H176V229H175ZM184 231V230H183ZM201 231H203V230H201ZM216 231V230H215ZM224 231V230H223ZM226 231V230H225ZM228 231V230H227ZM230 232H231V230H229ZM228 231V232H229ZM242 231V230H241ZM240 231V232H241ZM102 232L100 231V233L102 234ZM110 232V231H109ZM108 232V233H109ZM116 232V233H117ZM129 232V231H128ZM135 232V231H134ZM140 232V231H139ZM139 232H137V233H139ZM155 232H157L156 230H155ZM165 232V231H164ZM170 232V231H169ZM169 232L167 233V235L169 234ZM180 232V231H179ZM229 232V233H230ZM239 232V231H238ZM239 232V233H240ZM112 233V232H111ZM122 233V232H121ZM136 233V232H135ZM135 233H132V234H135ZM142 233V232H141ZM140 233V234H141ZM153 233V232H152ZM177 233V232H176ZM202 233V232H201ZM204 234L206 233L205 232V230H204V232H203ZM209 233V232H208ZM218 234H220V231H218L217 232ZM225 233V232H224ZM232 233V232H231ZM245 233V232H244ZM253 233H254V231H253ZM115 234V233H114ZM113 234V235H114ZM120 234V233H119ZM179 234H181V233H179ZM184 234V233H183ZM203 234V235H204ZM211 234V233H210ZM217 234V236H219ZM223 234V233H222ZM222 234H220V235H222ZM233 234H234V232H233ZM232 234V235H233ZM236 234H238L237 232H236ZM235 234V235H236ZM138 235V234H137ZM151 235H153V234H151ZM154 235H155V233H154ZM153 235V236H154ZM158 235H159V233H158ZM170 235V234H169ZM168 235V236H169ZM202 235V234H201ZM215 235H216V233H215ZM214 235V236H215ZM225 235V237H226V234H224ZM227 235H228V233H227ZM239 235V234H238ZM251 235V234H250ZM115 236H116V234H115ZM110 237V238H112V239H110V240H112L113 242L111 243L112 245H109L110 244V240H109V244L106 242H104L105 243V245L107 246V248H106V252H104V251H101L100 252V255H96V256H92V260L93 259H95V260H97V261H100L102 258H104V261L106 262V264H118L119 262H122V260L123 259H126V258H128V257H134V258H139V260L140 259H143V258H146V257H149V255H150V253H140V254H138V255H136V254H134V253H131V254H126V253H123V254H120V255H122V256H120L119 255V253L118 252H115V249H117L116 248V246H118V243L117 242H120L121 244L122 243H125V242H122V241H120V240H118V239H120V238H116V237ZM119 236V235H118ZM135 236V235H134ZM144 236V235H143ZM166 236V235H165ZM180 236V235H179ZM214 236H213V238H214ZM216 236V237H217ZM223 236V235H222ZM241 236V235H240ZM247 236V235H246ZM156 237V236H155ZM155 237H153V238H155ZM158 237V236H157ZM171 237V236H170ZM212 237V236H211ZM220 237V236H219ZM224 237V238H225ZM231 237V236H230ZM239 237V236H238ZM123 238V237H122ZM134 238V237H133ZM138 238V237H137ZM137 238L135 237L134 239H136L137 240ZM152 238V239H153ZM161 238H163V237H161ZM167 238V237H166ZM172 238V237H171ZM181 238V237H180ZM183 238V237H182ZM224 238L222 239V238H220V239H222V241L224 240ZM232 238V237H231ZM231 238H230V240H231ZM234 238V237H233ZM237 237L235 236V239H236ZM109 239V238H108ZM108 239H105V240H108ZM126 239V238H125ZM157 239V238H156ZM177 239V238H176ZM175 238H174V241L176 240ZM184 239V238H183ZM192 239V238H191ZM194 239V238H193ZM197 239V238H196ZM128 240V239H127ZM145 240V239H144ZM154 240V239H153ZM152 240V241H153ZM158 240H161L160 239V236H159V238H158ZM180 240V239H179ZM199 240V239H198ZM237 240V239H236ZM146 241V240H145ZM163 241H164V243H163ZM169 241V240H168ZM177 241V240H176ZM192 241V240H191ZM221 241V243H223ZM225 241H226V239H225ZM88 242V241H87ZM86 242V243H87ZM149 242V241H148ZM157 242H159V241H157ZM170 242H172V241H170ZM183 242V241H182ZM193 242V241H192ZM197 241H195V243H196ZM214 242V241H213ZM212 242V243H213ZM243 242V241H242ZM85 243V244H86ZM100 243V242H99ZM126 243H129V241L128 242H126ZM140 243V242H139ZM144 243V242H143ZM167 243V242H166ZM174 243V242H173ZM181 243V242H180ZM184 243V242H183ZM190 243V242H189ZM211 243V242H210ZM211 243V244H212ZM130 244V243H129ZM136 243L134 242V245H135ZM145 244V243H144ZM155 244V242L153 243V245ZM158 243H156V245H157ZM160 244H165V240L164 239H162L161 240V243ZM177 244V243H176ZM175 244V245H176ZM203 244H204V242H203ZM104 245V246H105ZM133 245V244H132ZM133 245V246H134ZM138 245V244H137ZM155 245V246H156ZM179 245V244H178ZM181 245H182V243H181ZM180 245V246H181ZM213 245H214V243H213ZM221 245V244H220ZM219 245V246H220ZM223 245V247L225 246V248H226V245H227V247L228 248H235L236 247V245H235V243L234 242H229V240H228V243H226L225 244V242L222 244ZM221 245V246H222ZM85 246V245H84ZM142 246V245H141ZM158 246V245H157ZM167 246V244L165 245V247ZM188 246H190V245H188ZM191 246H192V243H191ZM209 246L210 247H212L210 244H209ZM82 247V246H81ZM121 246H119L118 247V249L120 248ZM124 247V246H123ZM137 247V246H136ZM171 247V246H170ZM177 247H179V246H177ZM177 247H174V248H177ZM192 247H194V246H192ZM197 247V246H196ZM208 247V246H207ZM206 247V248H207ZM215 247V246H214ZM242 247V246H241ZM162 248H163V246H162ZM167 248V247H166ZM165 248V249H166ZM188 248V247H187ZM190 248V247H189ZM112 249V250H111ZM117 249V251H119ZM127 249V251H128V248H126ZM131 249H133V247L131 248ZM149 249V248H148ZM158 249V248H157ZM156 249V250H157ZM167 249H169V247L167 248ZM200 249H202V248H200ZM199 249V250H200ZM209 249H211V248H209ZM208 249V250H209ZM251 249V248H250ZM159 250V249H158ZM157 250V251H158ZM180 250H182V248H180ZM204 250V249H203ZM203 250H200L199 251V253H201ZM207 250V249H206ZM213 250V249H212ZM217 250V249H216ZM252 250V249H251ZM126 251V252H127ZM147 251V250H146ZM174 251V250H173ZM177 251H178V249H177ZM253 251V250H252ZM131 252H132V250H131ZM133 252H134V249H133ZM148 252V251H147ZM166 252V251H165ZM180 253H181V251H179ZM187 252H189L190 253V251H188L187 250ZM186 252V253H187ZM191 252H193V249L191 250ZM194 252H196V249L194 250ZM208 252V251H207ZM169 253H170V249H169ZM175 253H176V251H175ZM189 253H188V255H189ZM204 253H205V251H204ZM172 254V253H171ZM182 254V253H181ZM183 254H185V253H183ZM191 254V253H190ZM207 254H209V252L208 253H206V255ZM237 254V253H236ZM250 254H251V252H250ZM154 255H156V257H153L149 262H150V264H173V263H175L176 262V259H175V257H177L178 256V254H176L177 256H173V254L170 256V255H168L167 253H163V252H158V253H155ZM192 255V254H191ZM200 255V254H199ZM216 255V254H215ZM183 256V255H182ZM187 256V255H186ZM194 257V256H193ZM150 258V257H149ZM166 258H168V263H167V261L165 262V259ZM183 258H185V257H183ZM197 258H198V256H197ZM178 259V258H177ZM194 259V258H193ZM195 259H196V257H195ZM205 259V258H204ZM182 260V259H181ZM191 260V259H190ZM137 261V260H136ZM141 261V260H140ZM183 261V260H182ZM186 261V260H185ZM188 261V260H187ZM192 261V260H191ZM259 261V260H258ZM184 262V261H183ZM214 262V261H213ZM217 262V261H216ZM96 263V262H95ZM190 263V262H189ZM219 263V262H218ZM217 263V264H218ZM221 263V262H220ZM140 264V263H139ZM147 264V263H146ZM180 264V263H179ZM235 264V263H234Z\"/></svg>", "mask_w": 264, "mask_h": 264}]
</instances>
